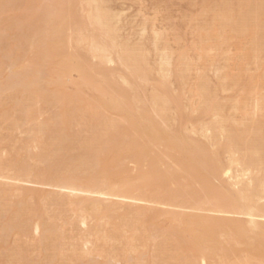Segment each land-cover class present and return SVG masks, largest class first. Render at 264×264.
<instances>
[{"label": "rangeland", "instance_id": "1", "mask_svg": "<svg viewBox=\"0 0 264 264\" xmlns=\"http://www.w3.org/2000/svg\"><path fill=\"white\" fill-rule=\"evenodd\" d=\"M4 1H5V3L3 4V6H2V3L0 1L1 6H2V9L0 11V15L2 12H4L3 15L0 16V19H1V21H0L1 26L0 27L3 28L2 26H4V25H7V26L10 25V26H8L9 28L6 26L8 28V30H7V28H6V30L3 29V31L0 29L2 31V32L0 31V34H2V38L0 37V41L2 43H4V38H5V40L7 39L5 42L6 43L5 45L11 43V46H12L13 41L15 42V40L17 39L16 35L17 34L19 35L20 34L19 32L21 30L19 29L20 30V31L18 30L19 32H17L16 30L14 31V28L11 27V23L13 22L14 19L12 20V22H10L11 20H9V19L17 17L20 20V23L22 26L21 29H23L25 26H23L24 20H22V19H24V18L27 19V17L30 15V13L42 12V11H44L45 8L53 7V5H56V7H57V4H59L58 6H61L62 4H64L63 5L64 7L62 6V8H63V10H64V8H66V10L61 11L62 16H63V20L61 21L62 25L60 24L61 26H60V28H58L59 30L57 31V35L60 34L58 36V37H60V47H59L60 49H58V51L60 53L57 51V49L52 50L55 53L54 54L52 52L54 54V56L56 57V55H57V57L55 58L57 62L55 61L53 56H51L52 61L51 60L50 61L49 60L41 61V60H36V59L33 60L35 58L34 52H29L30 49L29 50H26V49L22 50L21 49L22 50L21 54L25 50V52H27V54L25 52H24L25 54L24 53L23 54H24V56L25 55H27V56H25V58L23 59L24 56L23 57L21 56V54L19 53L20 51L17 52L15 50L17 52V54H20L21 57L18 56L17 57L18 59L16 58L17 60L13 61L12 65L11 64L9 65V62L8 63L6 62L8 59L6 60L5 57L9 58L10 57L9 55H12L13 57H15V56L13 55L14 53L8 55L5 52L11 46L2 45V48H4V49L1 48L2 51L0 50L1 51L0 52L1 53L0 54V65L3 66V67L0 66V76H1L0 82H3V83L6 82L7 83V81H4V80H7L6 77L10 79V76L12 74V73H10L11 69L12 70L18 69V71L20 72L21 70H19V69L24 70L26 68L25 70H27L29 68L27 70V72L29 74H33L32 72H35L34 76L39 78L38 80H36V83H35L37 85L36 86L34 85V87H35V88H33L34 93H37V92L41 93V91H42V94H39V93H37V94L42 96L43 93H45L43 97H46V100L48 98V100H47L48 102L43 100L44 104L46 103L45 105L43 104L42 99H41V102L38 101L39 103L37 102V104H36L35 102H33V100H31V97L28 96V95L32 96V94H33L32 92H30V90L27 91V89L25 90V88H22V87H16L15 88V86H14V89H12L13 87H10L9 85H7V87H10V88H6V86H4L3 83H2L3 85L0 83L1 84L0 85V87H1L0 88V92H1L0 93L1 94L0 95V104H1L0 105V113H1V115H0V164H1L0 165V171H1L0 172L1 173L0 174L1 175L0 176V232H3V233H0L2 236V237L0 236V264H101V263L102 264H107V263L108 264H128V262L130 264H137V263L149 264V262L151 263V260L153 259L152 257L154 255H157V254L160 255L159 252L160 253L163 252L162 255H163V257H165L166 255H168L167 253L170 254V252H171L170 249H172L176 245H177L176 246L177 248L179 247L178 246L179 244H177L176 242H175L176 243L175 246H174V244L170 243L173 246V247H171L169 244V242H170L169 239L176 237L177 233H179L182 236V233H183L182 229L184 227V230H185L186 226H184V225L187 224V219H186L187 216L207 214L209 217L212 216L210 218H213V219H214V217L216 218V216H219L218 214L213 213V212H208V211L207 212H200V211L198 212V211H193L189 208L170 207V206H167L164 204H158V205L153 204V203L150 204V202H148V203H145V202L135 203V202H133V205L130 204V206L128 207V205H125L126 203H123L127 200H125V201L122 200L120 202V200H118V199L115 200L114 198L102 197V196L99 197L98 195H96L97 197L94 195L89 197V195L87 196L85 194H78L76 192H75L76 194H73L74 192H72V194L70 196H68L70 194V192H68V191L66 192V190L63 191V190L58 188L59 186H62L63 183H68V182H74L75 183L76 181H79L80 183L76 182L75 184H77V186L80 185L81 187H83V186L85 187L89 181L91 182V180H93L95 182L99 181V182H97L98 184H100L101 182H104L105 180H108L109 182H112V181L117 182V180H119V178L122 177V174L117 175L118 174L117 168H120V167H118L119 164H121L120 166H124V168H125V170H124L125 175L124 174L123 175L126 178L128 177L127 180H129L128 182L131 185V188H132L131 191H133L136 188V186L134 188V185H133V183L135 181L133 182L132 179L135 180L136 176L139 177V180H140V178L144 179V176H142L141 174L143 173L145 175V177L149 174V172L151 170V168H149V167H152V164H155L154 162H156V161H152L154 159V157H156L155 160H157V162L159 163V166H161V168L167 167L171 171L173 169L172 172H176L175 176H177V178L175 179V177H173L170 180L172 183L170 181L169 182L171 184H169V182L167 183V185L168 184L169 185L166 186L165 189H167V187H168L169 190L163 189V190H165V193L162 190L163 191L162 193H164V194H163V197L162 196L161 197L163 199L165 198L166 202H165V199L163 200L159 195V194H161V192L159 193V190L161 188L157 189V191L159 193L158 194V193H156V191L153 188L150 187V191H152V189L154 190L151 193H155V196L153 194L152 195L155 198H156V196L159 195V197L162 199V202L164 201L165 203H167V199H168V203L170 200L174 199L172 196L175 194V190H176V193H178L179 191L186 192V190L190 191V189H189L190 187H191V192H189V194L190 195L192 194V198L194 200L195 199L197 200L198 195L200 196L203 190H206L208 188L212 189L216 183H217L216 187H214L215 190H216V188H217V190L219 188V191L220 190L222 191L221 193H225V195L224 194L223 195L227 199H229L230 201H233V200L235 201L234 197L236 196L237 192L242 191V189H244L243 187L247 188V186L250 185L252 182L253 183L250 186H251V188H255V186L257 184V180L261 181V182H259V184H260L259 192L260 191L262 192L261 195L264 198V183H263L264 182V167L259 165L258 162H255L256 158H257V160H260L258 158L262 157V153L260 154L261 156L259 155L260 152H258L256 155H254V153H252V152L248 154L249 151H246L242 147H239V148L241 150H243V152L238 151V150H240L239 148H238V150L236 149L233 152L234 147L231 146L232 143L230 141L228 142V140H230V139L225 138V136L226 137L229 136L227 134V132L230 134V129H229L230 128L229 126H231L230 124H233L234 126L240 128V130L242 132V130L244 131V129H242V128H244V126H246V129H247L248 128L247 126L249 125L250 129L249 128L248 129L251 131L252 122H254L255 124H257V123L263 124V122H259V121H262V119L264 121V118H263L264 117V103H263V101H264V99H263L264 98V95H263L264 94V55H263L264 49L261 48L262 45L259 44L260 45V47H259L255 44V39L253 38L254 36L251 37L252 35L248 34V32L246 33V36H244V33L241 34L242 35L241 36L240 35L241 32L239 33L238 28L236 29V31H238V32H235L234 29L232 30V27H229V25H228V24H230L231 21H227V24H226V20L228 19L227 16H225V18L224 17L222 18L219 14L221 12V9L223 10L224 8L228 9V10H231L234 8V10H231V12L233 11L234 13H236L237 7H240L239 5H241V7L246 6L244 4L245 3L248 4L247 1H249V0H246V2L244 4H243V2L245 0H243V2H242V0H240V3L238 0H233V1L232 0H103L102 4H103L104 8L108 12L110 11L109 13H111V14L113 13V16L115 15L114 20H116V22H114V23L115 24L117 23L116 25L114 24L115 28H116L115 29L116 35H117L116 36V42L117 43L116 42L115 43L118 45V47H116L117 50L113 51V53L111 52L112 50L111 51L108 50L105 53L106 58L109 59L108 60L109 64H105V66H104L105 70L107 72L111 73L110 71L107 70V69H109L107 65H109V67L111 68V71L113 72V73H111L113 76L110 75V77H111V78H109L110 80H108L106 82L107 85L108 84H110V85L106 86L105 82H104V85L106 87L103 86V84H102L103 82L101 80L97 81L98 84L102 88H104V90H105V92H103L104 90H102V92L105 94V96L108 94L107 97L112 96V98H115V96H117V95H120V96L122 95L125 98L126 103L128 102V104H131L130 102H132L135 109L132 108L131 110L136 112L138 110L137 108H139V110H141V108L143 109L142 103L146 102L149 99L148 97L151 96L152 93L156 92V94H162V93H166L165 91H169L168 92L169 96L174 101L172 102L171 99H169V102L171 101L172 103L170 102L168 104V105H170L169 106L170 108L168 107L169 108V110H167L168 115H167V118L164 120V121H167L169 119L168 122H165L167 125L164 124V121H161L159 119V117L156 113L154 114V111L152 110V107H151V104L149 101L147 103H144V107H145L144 111L141 110L142 112L141 111L139 112V110H138L136 112V114H135V112L132 111V112H129V114L131 116H133V114H134L132 119L134 121H136V123H135L136 128L135 127L134 128L139 129V130H137L138 133L141 132L140 131L141 125H140V121L138 122L136 115H137V113H139V114L145 113V115L150 117L149 119L151 121H153V124L157 125V123L159 122L158 124H159V126H162L161 128L163 130H169V132L164 131V133L166 132L167 134L168 133L172 134L173 136H175V138H177L176 140L179 143H180V140H182L183 148L182 147L180 148V146H182V144L181 143L178 144L176 141L178 150H170L171 152H174V155H171L170 154L171 152L169 151L170 155L169 156L167 155V157H166L164 154L163 155L161 154V153H163L162 150L163 149L165 150V147H163L165 145V141L163 139L162 141H160V143H161L160 146L158 145V143L155 144V142H153L154 145L153 144H151V146L148 145V148L144 149L145 151L140 150V152L142 151L145 154L148 152L147 156L144 153H142L140 155L139 152H137V155H139V156H137L135 154L136 151L133 152L134 150L132 152H130V154H128V153L125 154L124 152H122V153L117 154L116 158H114V159L113 158L112 159L111 158H107V159L105 158L106 160H101V161H103V163L99 162L101 165L99 166V163H98L97 165L99 168L94 167L95 170H93L94 168L91 169L92 167L90 168V170H88V168H87L88 165H87V167H85V165H86V163H89V162L91 163L94 160L95 156L93 154H95L98 151L97 149L102 147L101 146V142H102L101 140H104V137L102 135L103 129H102V127H100V125L102 123V121L100 122V120H102V119L101 118L98 119L97 117L95 118L98 121V123H99L98 124V123H96L97 121L95 123L93 121L90 122L89 119L86 118V116H85V118L84 117L82 118V116H77V119L79 117V119H81V120H77V119L75 120L74 116H73V118L70 116L72 120L70 118L67 119V117H69L68 113H70L72 109L73 110H72L71 114H73V113L75 114V112L77 114V112H78V110H77L78 108L77 109L75 108V107L79 106V105L76 106V104L78 103L77 93H75L76 91H78V92L82 91L81 95L84 92V94L86 96L82 95V98L84 96L88 99L90 98L89 100L87 99L90 102L91 101L95 102L97 99L100 98L98 95H101L102 92L98 93L97 89H95V88H94L95 90H92L93 86H96L97 84L96 85L94 84L92 86L89 84L90 82L97 83L96 82L97 78H100V77H98L99 74H97V73L92 74L93 77H90L91 79L88 81L89 85L85 86L87 83H84V82L83 83H75L71 80L72 78L70 79V78H67L65 76L64 77L60 76L61 78H59L60 73L58 72V69H57V65H58L57 59L60 58L61 56H64L62 51H64L65 55L69 54L70 57L72 58V60L75 57V60L72 61V64L74 65L76 62H79L78 59L81 60V56L82 55L84 56V54L86 53L85 51H87L86 49H88L87 43L89 44L88 41H89V38H91V34L94 37H95V35H97L95 32H93L94 31L93 28L89 26L90 29L86 28L85 32L82 33V37H83L82 40L83 41L78 42L76 40L78 38L77 37L78 33H77V25H76L77 22H76V20H77V17L81 16V13L82 14L85 13V15H86V13H87L85 11L86 9L85 10L83 9V11H82V8H81L82 12H80V14H79L80 4L77 0H75V1L72 0L71 2L69 0H66V1L65 0H60V1L56 0V1H59V2H56L54 0L55 3L53 0H36V2L34 3V1H35L34 0L32 2V4L34 3L33 7L36 8L35 11H34V9H31V8H33V7H31V5L28 7L24 1H23V3H22V1H20L19 2L20 5L18 4V2L14 3V0H11V1L8 0V1H10L11 5H9L10 3H8L7 0H4ZM235 1L238 2L239 4L234 3ZM255 1L254 0L253 1L251 0V2L249 1V4L247 5L248 8L247 7L246 8L249 10V8L251 6L252 8H250V11H248V10L246 11V9L244 11V9L238 8V10L240 9L241 11L244 12V14L245 13L247 14V17H246V14L245 15L242 14L241 16L243 17V15H244V17H246L249 20V22L246 21L249 24H251L250 19H252L251 15L253 13V9L255 6V5L252 6V4H254ZM6 2L8 3L7 6H11V8L13 10H11L10 7H8V9H7V6H4L6 4ZM263 2H264V0H263ZM229 3H230V5H229ZM256 3H257V1H256ZM17 4L19 6H17ZM67 5H69V6H67ZM73 5L74 6L76 5L75 8H73ZM222 5H224V6H222ZM233 6H235V7H233ZM4 7H6V8H4ZM70 7L73 8V10L70 11L71 15H72L73 11H75V10L77 11V13L73 12L75 14H73V16H71V17L69 14L70 13L69 10H71ZM53 8H55V7H53ZM242 8H245V7H242ZM24 9L26 10V13H27L28 9H30V10H28L29 13L26 14L27 16L24 14L26 17L23 18L24 15L22 16V14L25 13ZM225 9L223 10L224 15L228 12V14H229L228 16H231L230 14H232V16H233L234 13H231L230 11H227V10L225 11ZM7 10H8V12H7ZM36 10H38V11H36ZM66 13L69 16H66L67 15ZM224 15H222V16H224ZM5 16H6V18H5ZM82 16H84V15H82ZM220 17H221V19H220ZM237 17L238 16L236 13V17H235L236 21H237ZM242 17L241 18L239 17L240 19H238V21L236 22V25H240V23L239 24H237V23L239 22V20L242 19ZM5 20H7V21H5ZM4 21L7 22V24H5ZM219 21L220 22L223 21V22L220 23ZM66 22H68L69 24ZM73 24L75 26H73ZM220 25H221V27H220ZM70 27H72V28H70ZM236 27H238V26H236ZM73 28H75V29H73ZM11 29H13V31ZM91 29H92V31H90ZM86 31L88 33H86ZM14 32L16 35L14 34ZM21 32H23V30ZM84 34H86L85 35L86 37L84 36ZM84 38H87L88 41H86V39H84ZM103 39L106 42L107 39L106 38H103ZM252 39H254V41H252ZM225 40H226V42H225ZM250 40H251V42H250ZM71 41H73V42H71ZM221 41H223V42H221ZM252 42L255 46H257V47L254 46L255 50L253 49V46L251 44ZM65 43H66V45H65ZM122 43H123V45L124 44L125 45L121 46ZM220 43L222 45H220ZM78 44H80V45H78ZM130 44H131V46H130ZM75 45L76 46L78 45L79 47H76ZM68 46L70 48H68ZM127 46L130 49L131 48L133 49L134 47H135V49H137V48H138V50L140 49V51H142V53H144L143 55L146 56L145 59H146L147 63L144 65L145 68L143 67V71H146L145 69H148V70L151 69V70H149L150 71L149 74L147 72L144 74L143 80L140 81V83L138 84L137 87H138L139 91H137V89H131V84H130L131 82L127 83V84H130V86L127 85L125 82L124 87L122 86V89L118 87V85L121 87L120 83L121 84H122V82L124 83V81L121 80L122 78L125 79L126 76L129 77L128 69H126L125 67L122 66V64L119 62V56H117V54L120 55L118 52L119 51L122 52L124 47L126 50L129 49V48H127ZM121 47H122V50H121ZM260 48H261V51L263 49V51H262L263 53H261V51L260 52L258 51ZM5 49H7V50H5ZM12 49L14 50L15 48L11 47L9 49V51L13 52ZM113 50H115V49H113ZM248 51L249 52L251 51L253 54L251 52L249 53ZM16 52H15V55H16ZM28 52H29V54L32 53L34 57L31 56V54H30V56H31L30 57L31 59H30L28 56L29 55ZM56 52H57V54H56ZM67 52H69V53H67ZM260 53H261V55H260ZM5 54H6V56H5ZM53 54H51V55H53ZM59 54H62V55H60V57H59L58 56ZM162 54L165 56H163ZM115 57H116V59L118 58V60H116ZM20 58H22V59L20 60ZM164 58H165L164 61H166V62L159 61V60H163ZM13 59L14 58H12L11 60H13ZM28 59H30V61ZM11 60H10V63H11ZM24 60H26V63L24 62ZM168 60H170V61H168ZM31 61H32V63H31ZM36 61H40V62L37 63ZM91 61H92V63H93V61L95 62V60H91ZM179 61H181V62H179ZM1 62L2 63L6 62L7 65L5 66L6 63L2 64ZM23 62L25 64H23ZM41 62L43 65L40 64ZM73 62H75V63H73ZM160 62H161V64H160ZM168 62H169V65H167ZM46 63L47 64L51 63V64L50 65L49 64L44 65ZM163 63H165L164 66L162 65ZM177 63H178V65H177ZM54 65H55V67H54ZM119 65H121V66H119ZM9 66L11 68H9ZM12 66H13V68H12ZM39 66H41V68H39ZM174 66H176V67H174ZM158 67H160V68H158ZM37 68H39L40 70H38ZM122 68L123 69L125 68L127 71H125V69L123 70ZM165 68H166V70H164ZM8 69H10V70H8ZM154 69H156V70H154ZM159 69L164 70V72L162 70L159 71L161 73L163 72V74H162L163 76L161 75V73H159L157 76V71ZM187 69H189V70H187ZM124 71L126 73L125 74L126 76L123 75ZM37 72L40 74L39 77L37 76L38 75ZM114 72H116V73H114ZM127 72H128V74H127ZM172 72H174L175 74L174 73L172 74ZM7 73H10V75ZM56 73L58 75L57 78H55L57 75L54 77L56 80L52 79V81L51 80L49 81V79H51ZM74 73L76 74V76H75V74H71L72 76H74L73 78L78 77L76 71ZM178 73H180V74H178ZM42 74H43V76H42ZM95 74H96V77H95ZM146 74H147V78H145ZM49 75H51V76H49ZM179 75H181V78ZM48 76H49V79H48ZM164 76L168 77V79L164 80L166 78ZM114 77H115V79H114ZM128 77L125 79L126 81L130 80V78H128ZM162 77H164V78H162ZM62 78L69 80V82H67V80H64ZM200 78L206 79V81L208 83L205 81H204V83H207L206 85L208 86L207 87L208 89H209V86H210V89L212 91H213V89H215V91L218 89L217 90L218 93L215 92L216 94L211 92V95H212L211 99L214 98L213 94H215L217 96V97L215 96V99L217 101H219L221 103V106H223L225 108V109L223 108L224 111H223V109L220 110V112L221 111L223 112V113L222 112L221 113L223 114V116L225 118L221 116L222 114L220 115L221 117L216 115V114L214 115V113L219 114L218 110L220 107L216 110V112L211 113L212 115L209 114V111L207 112L206 110L202 109V107H203L202 105L204 103L200 104V102H203L205 100L199 101L203 98H201L199 95L194 94L195 90H198V91L200 90L201 86L199 87L198 85H201L203 83L202 82L199 84V82L201 81ZM162 79H163V81L161 82ZM57 80H59V81H57ZM114 80H117V81H114ZM49 82H51V84ZM61 82H63V83H61ZM57 83L61 84V86H63V88L65 87V91H63V92H64V95L66 96V98H65L66 102L64 100L61 101V99L63 98L62 96H64V95L62 94L63 92H60L59 89L56 88V86L58 85ZM68 83L70 86H68ZM70 83H72V84H70ZM116 83H118V85ZM161 83H162V85H164L165 83L168 84L167 88L169 87V89H167L165 85L162 87ZM49 86H51V87H49ZM71 86H73V87H71ZM83 86L86 87V90H85V87H83ZM155 86L156 87L161 86L163 89H161V87L158 89ZM248 86H249V88H248ZM81 87L84 88V90ZM101 87H99L100 91H101ZM141 87H142V89H141ZM197 87H199V89ZM129 88H130V90H129ZM8 89H11V90H8ZM22 89H24L25 91H22ZM127 89L129 92L127 91ZM157 90H159L160 92L162 90L163 92L160 93V92H157ZM151 91H153V92H151ZM24 92H26V93H24ZM113 92H115V93H113ZM118 92H119V94H118ZM127 92H128V95H127ZM92 93H93V95H92ZM135 93L139 94V96L136 95ZM168 93L166 94L167 97H168ZM195 93H196V91H195ZM247 93H249V95H246ZM14 94L16 95V97ZM58 94H59V96H60V94H62V96H61L62 98L61 97H60V99L57 98V97H59V96L56 97V95H58ZM171 94L173 95V97ZM6 96L9 98H7ZM27 96L30 98L29 99L26 98ZM48 96H50V98ZM92 96H94V97H92ZM136 96L139 97V99H137L138 101L134 100V98H136ZM174 96H175V98H174ZM10 97H12V98H10ZM13 97H14V99H13ZM55 97L57 99H55ZM85 97H84V99L86 100ZM96 97H98V98L96 99ZM142 97H143V99H147V100L143 101ZM177 97H178V99H177ZM71 98H73V99H71ZM58 99L61 101V103H62L61 105H60V103L59 104L56 103V100L58 102ZM141 99L143 102H141ZM261 99H262V101H261L262 103L259 102ZM9 100L10 101L12 100V101L7 102ZM216 100L213 99V101L215 103L219 104ZM74 101H76L77 103H75ZM135 101H136V103H134ZM177 101H179L180 103ZM26 102H27V104H26ZM30 102H32V103H30ZM175 102H177V103H175ZM29 103L31 104V106L29 105ZM257 103H258V105H256ZM18 104H19V106H18ZM33 104H35V106ZM39 104H40V106H39ZM56 104L63 106L64 112L67 113V111H68V113L66 114L67 116L65 115L66 119H65V117L62 116L63 114L60 113V106L58 107ZM63 104H65V106L67 108L68 107H70V108H68V110L65 109ZM259 104H260V106L261 105L263 106V108H261L262 111H260V109H259L260 108ZM52 105H53V107H51ZM172 105H174V106H172ZM22 106H23V108H22ZM55 106H57V107H55ZM178 106H180V107H178ZM198 106H200V107H198ZM257 106H259V108ZM15 107H16V109H15ZM25 107H29V108H25ZM49 107H51V108H49ZM255 108H257L259 110L255 109ZM26 109H28V110H26ZM194 109H196V110H194ZM29 110H32L31 111L32 114H30V112H27ZM146 110H148L149 114H146V112H147ZM204 111H206L205 113H208V114H205ZM2 112H4V113H2ZM113 112L114 111L108 112L107 118L110 119V117H111V121L115 122V123H118L120 121L119 119H121V121L117 125L124 124V122L126 121L125 115L124 114L120 115V114H116ZM151 112H153V113H151ZM24 113L26 115H27V113H29L30 115H27L28 116L27 117L26 115H24ZM58 114L59 115L61 114L60 117H62L61 119L65 120V123L63 120H62L63 123H62V121H60L61 119H59L60 117H58L59 116ZM253 115H254V117H253ZM24 116H26L27 118ZM29 116H30V118H29ZM50 116L52 117L51 119H49ZM99 116L101 117L102 114ZM117 116H119V118ZM3 117H4V119H2ZM11 117H13V118H11ZM120 117H122V118L124 117L123 119L125 121ZM151 117L152 118L155 117V118L152 120ZM214 117L218 118V120L214 119ZM102 118H104V116H102ZM107 118H104V119L108 120ZM221 118H222V120H221ZM226 118L229 119L228 122L230 124H227V126L223 125L224 128H221V127H223V126H220L221 123L222 124L225 123V125H226V122H225V121H227ZM58 119H59V121H58ZM85 119L87 120V122ZM104 119H103V121H104ZM258 119H259V121H257ZM66 120H68V121H66ZM113 120H115V121H113ZM117 120H119V121L117 122ZM22 121H24V122H22ZM122 121H124V122H122ZM154 121H155V123H154ZM221 121H223V122H221ZM210 122H213L216 125L219 124V125H217V129H216V127H213L215 125H212L213 123H210ZM39 123H41V124L45 123V124L40 125ZM92 123L96 124L97 127H96V125H92ZM255 124H253V125H255ZM24 125H27L28 127L24 126ZM34 125H36V126H34ZM233 125H232V127H233ZM15 126H17L18 128ZM40 126H41V128H40ZM91 126H92V129H90ZM121 126H124V125H121ZM218 126H220V127H218ZM12 127H15V128H12ZM69 127H71L72 129ZM93 127H95L96 130H94ZM253 127L255 128V126H253ZM20 128L23 131L19 130ZM25 128H26V131H24ZM184 129L187 131V133L185 132ZM237 129L233 128L232 130H233V132H240ZM35 130H36V132H35ZM56 130H57V132H56ZM60 130H63L64 133L67 131L65 133L66 134V138H65L66 142L64 145L65 146L64 147L65 148V154L64 153H63V155L61 154L62 156L60 155V153H58L56 155V151H55V149H56L55 145L57 144L56 138L59 135ZM68 130H70V131H68ZM123 130H124V128H123ZM172 130L176 133L171 132ZM249 130H247V132ZM28 131H30V132H28ZM91 131H93V133ZM207 131H209V132H207ZM37 132L38 133L40 132V133L38 134ZM77 132H78V134H77ZM119 132H121V131L118 130V133H116L114 135V138H115L114 141H111L113 138L110 140L111 142L108 140L109 138L108 139L105 138L107 144L109 143L108 146H110V147H112V146L117 147L118 146L117 148H121L123 146H126V141H128L131 134L130 135L126 134V136H125L123 133L125 131H122L121 136H120ZM181 132L183 134H181ZM254 132L255 131H253L252 134H251V132L248 134V137L250 138L251 141H252V139H255V133ZM263 132L264 131H262V134H263ZM41 133H42V137H41ZM99 133H101V134H99ZM138 133L136 134V136L138 135ZM28 134L30 136H28ZM91 134H95V136H96V137L94 136V138H95L94 144L93 143L89 144V143L85 142V140L88 139V137H90V138L92 137ZM117 134H119L118 135L119 137L117 136ZM33 135H35L36 137L39 136V137H37L38 139L35 138ZM101 135H102L103 139L101 138V140H99ZM122 135H124V138H121ZM140 135H141V133H140ZM55 136H56V138H55ZM230 136H231V134H230ZM33 137H34V139H33ZM125 137H126V141H125ZM203 137H205V138H203ZM185 138H187V139H185ZM130 139H132V138L130 137ZM188 139H189V141H187ZM21 140L23 141V143L21 142ZM34 140H36V142ZM117 140H119V141L123 140L122 142H124V141L125 142L123 143L122 146H119V144L115 145L113 142H117ZM225 140H227L228 143ZM162 142H164V143H162ZM184 142H187V143H185L186 145L184 144ZM188 142H190V143H188ZM263 142H264V140H263ZM54 143H55V145H54ZM78 143H79V145H78ZM86 143H87V145H86ZM223 143L227 144V145L224 146ZM27 144H28V147H27ZM202 144H204V145H202ZM24 145L26 147H23ZM94 145H95V147H97V149H95ZM216 145H218L220 147H218V146L216 147ZM228 145L230 147H232L231 148V150L233 149L232 152H230L231 150L229 151L230 147ZM196 146H199L200 148L203 147L202 148L203 151H202V149H198V150L202 151L201 154L203 153L204 154L203 156L198 155V150H197ZM83 147L90 148V149L93 148L92 149L93 154H92V151L88 152V151H90V149H88V151L87 150L85 151V149ZM149 147L150 148L152 147V148L150 149ZM24 148H26V150ZM51 148H53V150ZM78 148L81 149V151ZM159 148H163V149L159 150ZM227 148H228V151H227ZM147 149H148V151H147ZM191 149H196L197 151L194 150V151H196V152H194V151H191ZM95 150H96V152H95ZM153 150H155V151L153 152ZM149 151H151V152H149ZM185 151H187V153ZM190 151H191V154H193V155L197 154L199 156V158H197L198 156L196 158H193L194 159L193 161H195L193 164L196 163L194 165V168H196V169L192 170V171H191V169L189 170V168H187V167H186L187 168L186 169L185 166L184 167L180 166L182 164V163L180 164V162H182L185 159V157L190 154ZM216 151H218L217 156H216ZM80 152H83V153H80ZM90 153H91V155H90ZM149 153H151V154H153V156L154 155L155 156L153 157V159L150 158V160L148 161L145 159L149 158V155H151ZM199 153H200V151H199ZM208 153H210V155ZM143 154H144L145 158L142 157ZM250 154H253L254 157L250 156ZM37 155L39 158L37 157ZM131 155H133V156L136 155V156H134L135 157L134 158ZM239 155L242 157H240ZM243 155H244V157H245V155H247L249 158L253 157L252 161L254 163H252L251 167H248V166L246 167V165H243L244 164L243 163L244 161L242 159V158H244ZM45 156H46V158H45ZM122 156H123V158H122ZM126 156L128 157L127 159L125 158ZM79 157L80 158L83 157V158H81L82 160ZM151 157H152V155H151ZM50 158H52V159H50ZM77 158H79V159H77ZM86 158H88V159H86ZM157 158L160 160H158ZM200 158H202V159L199 162ZM217 158H219V159H217ZM83 159H85L87 161H85ZM90 159L91 160L93 159V160L91 161ZM215 159L219 160V161L217 162ZM232 159L233 160L237 159V160L233 161ZM112 160L113 161H119L118 165H117V162H113ZM214 160H215L217 165L219 164V165H222L223 168L229 167L231 169V174L232 173L233 174L231 175L232 177L230 178V180H227V179H225V177H222V176L221 177L216 176V179H215V177L214 178L209 177V176H212L213 174H210L212 172V170H211V168H208V167L209 166L212 167L215 165ZM231 160L233 161V163ZM21 161H23V162H21ZM41 161H42V163H41ZM112 162H113V164L115 163L116 165L115 164L111 165ZM149 162L150 163L153 162V163L151 165H149L150 164ZM160 162L161 163L163 162V164H161ZM230 162H231L232 166L230 165ZM58 163H60V164H58ZM72 163L75 164V166ZM234 163H236V165ZM27 164H29V165H27ZM55 164L56 165L58 164V167H60V166L62 167L59 172H55L56 170H54V169L57 168ZM206 164H207V167H206ZM238 164H240V165H238ZM253 164H256V165L253 166ZM15 165L17 166V168ZM37 165H39V166L37 167ZM69 165L71 166V168L74 166L72 168L73 170L70 168ZM83 165L86 169L83 168ZM92 165L97 166L95 163V160H94V162H92L91 166ZM67 166L69 169L67 168V171H65ZM197 166H199V167L197 168ZM260 166L262 167V170H261ZM76 167H77V169H76ZM22 168H24V169H22ZM28 168H29V170H28ZM161 168H157L156 172H160ZM106 169H108L107 173L110 170V172H109L110 174L108 173L109 177L107 176L106 179L104 180L103 178H100V177H102L101 175H103L102 173H104ZM247 169H249V170H247ZM23 170L28 171L27 172L28 175H26V173H25L26 176H24V173L21 172ZM53 170H54V172H52ZM101 170H103L104 172L102 171V173H101ZM142 170H143V172H142ZM232 170L234 172H232ZM81 171H85V172H81ZM111 171H113V172H111ZM19 172H21L23 174H21ZM31 172H33L34 174L33 173L30 174ZM68 172H69V174H68ZM73 172H75V173H73ZM88 172L90 175L88 174ZM189 172H194V173H189ZM53 173H58V175L57 174L53 175ZM107 173H105V175ZM111 173H113V174L116 173V175H113V174L111 175ZM178 174H179V176H178ZM257 174L259 176H257ZM40 175L41 176L43 175L42 179L40 178L41 177ZM55 175H57L58 177ZM202 176H203V178H202ZM47 177L48 178L51 177V178L48 180ZM96 177L97 178L99 177V179H97ZM137 177H136V179H137ZM204 177H206V179ZM234 177H236V181H235ZM240 177H241V179H240ZM21 178L22 179L24 178V179L21 180ZM26 178H27V180H26ZM73 178H75V179H73ZM257 178H259V179H257ZM231 179H232V181H231ZM220 180L223 182H220ZM250 180H252V182ZM37 181H39V182H37ZM234 181H235V183H234ZM183 182H185V184ZM238 182H239V184H236ZM248 182H250V183L248 184ZM187 183L189 184L188 185L189 187L186 185ZM246 183H247V185H246ZM140 184L141 185L143 184V180H142V183H140ZM233 184H235V185H233ZM178 185H180L181 187ZM217 185L219 187H217ZM185 186H187L186 189L183 188ZM220 187H221V189H220ZM228 187L231 189H229ZM138 188H141V186H138ZM178 188H180V190ZM232 188H233V190H232ZM141 190H144V189L141 188ZM223 190H224V192H223ZM135 191H136V189H135ZM150 191H149V193H150ZM184 192L182 194H188V193H184ZM66 193H69V194L67 195ZM171 193H173V194H171ZM65 194L67 196H65ZM178 194H181V192H179ZM178 194H175V195H178ZM73 195H75V197ZM146 195L148 197V192H146ZM169 195L171 196L170 198H172L170 200H169ZM175 195H174V197H175ZM76 196H78V197H76ZM149 196H150V194H149ZM47 197H49V198H47ZM50 197H52V198H50ZM63 197H66V198H63ZM67 197L69 198V200ZM83 197H85L84 200H83ZM53 198H54V201H53ZM55 199H57V200H55ZM64 199H67V200H64ZM97 199L98 200L100 199L101 203H99L100 201H98ZM146 199L149 200L150 198H146ZM116 201L118 202V204ZM159 201H161V200H159ZM131 202L127 201V204H129ZM18 203H19V205L21 204L20 207H19ZM22 203L24 205L26 204L25 205L26 207L24 205H22ZM92 204H94V205H92ZM257 204H258V206H261V207L264 206L263 205L264 199L259 200ZM110 205L112 207H110ZM119 205L121 207L118 208L117 206H119ZM21 206L23 209L21 208ZM90 206L92 207V209L89 208ZM133 206H136V208ZM14 207H15V210H14ZM18 207H19V209H17ZM113 207H116V209H113ZM97 208H98V210H96ZM131 208H133V209H131ZM99 209H101V210H99ZM91 210H92V212H91ZM134 210H138V211L140 210L139 211L140 216H138L139 217L138 219H139V221H141V224L137 223L138 222L136 220L137 216L132 217L133 214H131V212ZM146 210H148V211H146ZM22 211L24 214L22 213ZM103 211H105L106 213ZM141 211H144V212H141ZM12 212L15 213V215ZM20 212H21V214H19ZM109 212L110 213L112 212V213L110 214ZM140 212L142 213V215L148 214V215H146L147 217L145 216V218H143L144 215H143V217H141L142 215ZM166 212H169V213H166ZM91 213H93V214L91 215ZM157 213L159 214V216ZM150 214L154 217H152ZM93 215H95V216H93ZM106 215H108V216H106ZM149 215L151 216V218H154V219H150ZM156 215L158 218L156 217ZM11 216L15 217L16 221H19V222L15 221V225L17 223H20L14 227L15 228L14 230H12V226L8 225V222L12 218ZM225 216H226V218L227 217L229 219L233 218V219H236L237 221H239L237 223L239 225H238L237 231L235 233L236 237H234L231 241L230 240H223V241H226V243L224 245H226L227 247L229 244H231L230 246L233 245V247H231V248H234L235 251L234 250L233 251L235 253L231 254V256L233 258L230 256L232 259L229 258L230 259L229 261L233 264V262L236 260L234 264H237V263H239L240 260H242V257H244V255H245L244 253L241 252L242 247L247 244V241H250L249 239H251L252 235H251V237H249L250 232H248V235L245 236V233L243 232V229L241 228L242 226L243 227L245 226V223H244V221H246L245 217H243V216H232V215H225ZM94 217L96 220L94 219ZM181 217H182V219H181ZM147 218H148V220H146ZM119 219L125 223L129 222L128 225H130V223H133L135 221L136 222V223H134L135 226L137 224V227L134 226L135 229L140 228L139 232L137 230L136 231L138 233H141V232H143V233L138 234L136 231L133 232V234L129 233L130 230L129 231L126 230L127 228L125 226H123L124 223L119 222L120 221ZM129 219H131V220H129ZM107 220H109V221H107ZM181 220H183L182 221L183 224H182ZM6 221H8V222H6ZM25 221H26V223H25ZM142 222H143V224H142ZM119 223H120V225H119ZM138 224H140L142 226H140ZM180 224H182V225H180ZM114 225L115 226L117 225V226L115 227ZM121 225L123 227H120ZM143 225L147 229L144 228ZM138 226H140V227H138ZM174 226H176V227L174 228ZM6 227H8V228H6ZM21 227H23V229ZM10 228L12 231L10 230ZM141 228H144L143 231ZM166 228H167V230H166ZM239 228L241 229L240 231H239ZM122 229L124 231L126 230V232L124 233V231H122ZM172 229L173 230L175 229V231L177 233L175 232L176 234L175 233L173 234L171 231ZM177 229H178V231H177ZM1 230H3V231H1ZM94 230H96V231H94ZM7 231L10 233H8ZM144 231H146V232H144ZM152 231H153V233H152ZM180 231H181V233H180ZM117 233H118V235H117ZM122 233H124V234H122ZM135 233L137 234V236L135 235ZM154 233L155 234L158 233V234L155 235ZM110 234H111V237H110ZM120 234H122V236H120ZM164 234H166L167 236ZM132 235H134V236H132ZM140 235L145 236L146 238L148 237L149 240L147 242V245L144 244V243H146V241L145 242L143 241L144 243H142V240L139 238ZM159 235L162 237H160ZM172 235H175V236L172 237ZM239 235H243V236H240V238H237V237H239ZM128 236H130V237H128ZM168 236H170V238ZM106 237H109V238H106ZM137 237H138L139 241L136 240ZM157 237H158V239L162 238L161 241H159L160 239L158 240ZM244 237H245V240H244ZM44 238H46V239H44ZM164 238L168 239V242ZM53 239H54V241H53ZM179 239L181 240V242L183 241L182 240L183 238L181 239L180 236H178V240ZM223 239H225V238H223ZM234 239H236L237 242ZM131 240H132V242H131ZM219 241H220V237H219ZM244 241L246 242V244L244 243ZM128 242H129V246H128V248H126L127 247L126 244ZM160 242L162 244L161 248L163 247V244L168 243L167 245H169V246H167L166 248L169 247V249H165L166 250L165 251L164 248H162L163 249V250L161 249L162 252L159 249H158L159 252L155 251V249L157 248L156 245L159 246ZM153 243L156 245L155 246L152 245ZM235 243L237 244V246ZM240 243H242V245L243 244L244 245L241 246ZM120 244H122V245L120 246ZM221 244H222V241H221ZM47 245H49V246H47ZM145 245H146V247H144ZM224 245H221V246H224ZM18 247H19V249H18ZM124 247L126 248V250ZM129 247H130V249H129ZM131 248H132V250H131ZM137 248L139 249V251ZM158 248H160V247H158ZM175 248H173V249H175ZM240 248H241V250H240ZM263 248H264V245H263ZM16 250H18V252H16ZM55 250H56V256H55V252H54ZM169 250H170V252H168ZM236 250L239 251L238 254L236 253V252H238ZM58 251H59V254H58ZM116 251H117V254H116ZM164 251L166 252L165 255H164V253H165ZM174 251L172 250V252L177 253L176 249ZM13 252H15V253H13ZM123 252L127 253V254L123 255ZM140 252H142V253H140ZM155 252H157V253H155ZM257 252L258 253H255L257 257H255L253 259V263L254 264H264V249H262L260 251L257 250ZM130 253L132 255H130ZM174 253L172 255L175 256ZM57 254L60 256H58ZM260 254H261V256H260ZM42 255L43 256L45 255V256L43 257ZM168 256H166V257H168ZM258 256H260V257H258ZM150 258H151V260H150ZM138 259H139V261L140 260L141 261L139 262ZM255 259H257V260H255ZM143 261H145V262L143 263ZM146 262H148V263H146ZM206 262H207V264H215V263H213V262H215V259L214 260L209 259Z\"/></svg>", "mask_w": 264, "mask_h": 264}, {"label": "bare ground", "instance_id": "2", "mask_svg": "<svg viewBox=\"0 0 264 264\" xmlns=\"http://www.w3.org/2000/svg\"><path fill=\"white\" fill-rule=\"evenodd\" d=\"M1 1V3H2V6H3V4L5 3V1L3 0H0ZM8 1V0H7ZM11 1V0H10ZM10 1H8V3H10ZM20 1H22V3H23V1L25 2V4L29 7L30 5H31V7H33V5H34V3L36 2V0L34 1V0H14V3L16 2H18V4H19V2ZM34 1V3L32 4V2ZM54 1V0H53ZM56 1V0H55ZM55 1H54V3H55ZM60 1V0H59ZM59 1H56V2H59ZM66 1V0H65ZM70 2L72 1V0H69ZM75 1V0H74ZM78 2H79V4H80V11H79V14H80V12H82L83 11V9L87 12L86 13V15H85V13H81V16H79V17H77V20H76V25H77V33H78V35H77V41L78 42H81V41H83L82 39H83V37H82V33H84L85 32V29L86 28H89V26L90 27H92L93 28V32H95L97 35H95V37L94 36H92V34H91V38H89V41L87 40V38H84V39H86V41H88L89 42V44L87 43V47H88V49H86L87 51H85L86 53L84 54V56L82 57L81 56V60L80 59H78V61L79 62H73V63H75L74 65L72 64V61L73 60H75V57L73 58V60H72V58L70 57V55L69 54H67V55H65V53H64V51H62L63 52V54H64V56H61L60 57V55H62V54H59L58 56L60 57V58H58L57 60H58V65H57V69H58V72L60 73V75H59V78H61L60 76H65V77H67V78H72L71 80L73 81V82H75V83H87L85 86H87V85H96V86H93V88H92V90H95V89H97V92L99 93V92H102V90H104V88H102L99 84H98V82L97 81H99V80H101L100 82L103 84V86L104 87H106V86H108V85H110V84H106V82L108 81V80H110L109 78H111L110 77V75L111 76H113L111 73H113L112 71H111V68L109 67V65H107L108 66V68L109 69H107L108 71H110L111 73H109V72H107L106 70H105V64H109L108 62V60L109 59H107L106 58V52L108 51V50H112L111 52L113 53V51H116L117 50V48L116 47H118V45L116 44L117 42H116V28H115V25L117 24H115L114 22H116V20H114L115 19V15L113 16V13L111 14V13H109L105 8H104V6H103V0H77ZM233 1V0H232ZM239 1V3H240V0H238ZM250 2H251V0H249ZM249 1H247L248 2V4H249ZM253 1V0H252ZM255 1V0H254ZM256 1H257V3H256ZM255 2H254V4H252V6L253 5H255L254 6V9H253V13H252V19H250L251 21H250V23L251 24H249L248 22H249V20L246 18L247 17V14H246V17H244V12L243 11H241L240 9H244V11H245V9H246V11L248 10L247 8H248V4L247 3H245L246 2V0L243 2V0H242V2H243V4L244 5H246V6H242V7H245V8H242L241 7V5H239L240 7H237V21H238V19H240L242 16V14H244L243 15V17H242V19L241 20H239V22L237 23V24H239L240 23V25H236V13H234L233 11L231 12V10H234V8L233 9H231V10H228V9H225V11L227 10V11H230L231 13H234L233 14V16H232V14H230L231 16H228L229 14H228V12L224 15L223 13V10L221 9V12L219 13L220 14V16L223 18H225V16H227V20H226V24H227V21H231L230 22V24H228L229 25V27H232V30L234 29L235 30V32H238V31H236V29L238 28V30H239V33H240V35L241 34H243L244 33V36H246V33L248 32V34H251L252 36L251 37H253L254 39H255V44L257 45V46H259L260 47V45H262V47L261 48H263L264 49V2H263V0H256ZM52 2V1H51ZM77 2V3H78ZM223 2V1H222ZM1 3H0V11H1V9H2V6H1ZM7 2H6V4L4 5V6H7V4H8ZM50 3V2H49ZM48 3V4H49ZM65 3V2H64ZM67 3V2H66ZM76 3V4H77ZM226 3V2H225ZM234 3H237V4H239L238 2H234ZM17 4V6H19ZM53 4V3H52ZM220 4V3H219ZM9 5H11V3L9 4ZM16 5V4H15ZM45 5V4H44ZM59 4H57V7H56V5H53V7H55V8H53V7H48V8H45L44 9V11H42V12H34V13H30V15L27 17V19L26 18H24V17H26L27 15V13H29V11L28 10H30V9H28L27 10V13H26V10H25V13H23L22 14V16H23V18L24 19H22V20H24L23 21V26H25L23 29H21L22 28V26H21V23H20V20L16 17V18H12V19H9V20H11L10 22H12V20H13V22L11 23V27L12 28H14V31L16 30L17 32H19L20 30L22 31L23 30V32H19L20 34L18 35H16L15 34V32H14V34L16 35V37H17V39L15 40V42L13 41V43H12V46H11V43L10 44H7L8 46H11V47H14L15 49L13 50V52H11V51H9V49L11 48V47H9V49L7 50V49H5V50H7L5 53L6 54H13L15 57H13L12 55H7L9 58H7V57H5L6 56V54H5V58H6V62L8 63L9 62V65L11 64H13V61H15V60H17L18 58V56L19 57H23L24 56V54L26 53L27 54V52H25V50H24V54L22 53L21 54V52H22V50L23 49H26V50H29L30 49V51L29 52H34V56H35V58L33 59V60H41V61H43V60H51V56H53V58L55 59L56 57H57V55H56V57L54 56V52L52 51V50H55V49H57V51H58V49H60L59 47H60V37H58L59 35H57V31L59 30L58 28H60V26L62 25L61 24V21L63 20V16H62V12L61 11H65L66 10V8H64V10H63V8H62V6L64 5V4H60L61 6H58ZM78 5V4H77ZM227 5V4H226ZM229 5H230V3H229ZM233 5V4H232ZM67 6H69V5H67ZM72 6V5H71ZM76 6V5H75ZM75 6L73 5V8H75ZM222 6H224V5H222ZM221 6V7H222ZM237 6V5H236ZM8 7H10V9L11 10H13L12 8H11V6H7V9H8ZM30 7V8H31ZM64 7V6H63ZM66 7V6H65ZM226 7V6H225ZM231 7V6H230ZM233 7H235V6H233ZM247 7V8H246ZM4 8H6V7H4ZM26 8V7H25ZM42 8V7H41ZM71 8V7H70ZM73 8H71V10H69V12L70 11H72L73 10ZM81 8H82V11H81ZM238 8H240L239 10H238ZM250 8H252L251 6H250ZM250 8H249V10L248 11H250ZM9 9V10H10ZM19 9V8H18ZM31 9H34V11H35V9L36 8H31ZM38 9V8H37ZM69 9V8H68ZM67 9V10H68ZM77 9V8H76ZM6 10V9H5ZM36 11H38V10H36ZM7 12H8V10H7ZM68 12V11H67ZM68 12V13H69ZM73 12H76L77 13V11L75 10V11H73ZM72 12V15H71V12L69 13L70 14V17L71 16H73V14H75V13H73ZM229 12V13H230ZM3 13L4 12H2L1 13V15H3ZM18 13V12H17ZM16 13V14H17ZM15 14V13H14ZM13 14V15H14ZM20 14V13H19ZM67 14V13H66ZM249 14V13H248ZM0 15V16H1ZM18 15V14H17ZM21 15V14H20ZM82 15H84V16H82ZM222 15H224V16H222ZM65 16V15H64ZM66 16H69L68 14L66 15ZM65 16V17H66ZM76 17V16H75ZM74 17V18H75ZM221 17H220V19H221ZM240 17V18H239ZM249 17V16H248ZM5 18H6V16H5ZM73 18V17H72ZM219 18V17H218ZM246 20H245V19ZM224 20V19H223ZM245 20V21H244ZM0 21H1V19H0ZM5 21H7V20H5ZM4 21V23L5 24H7V22H5ZM246 21H248V22H246ZM73 22V21H72ZM220 22V21H219ZM218 22V23H219ZM221 22H223V21H221ZM220 22V23H221ZM3 23V24H4ZM66 23H68V22H66ZM229 23V22H228ZM10 24V23H9ZM61 24V25H60ZM69 24V23H68ZM115 24V25H114ZM232 24V25H231ZM217 25V24H216ZM1 26V25H0ZM5 26V27H4ZM4 26H2L3 28H1L0 27V29L3 31V29H5L6 30V28L8 27V26H10V25H4ZM7 26V27H6ZM73 26H75L74 24H73ZM224 26V25H223ZM227 26V25H226ZM236 26H238V27H236ZM64 27V26H63ZM220 27H221V25H220ZM9 28V27H8ZM8 28H7V30H8ZM66 28V27H65ZM70 28H72V27H70ZM228 28V27H227ZM226 28V29H227ZM20 29V30H19ZM73 29H75V28H73ZM90 29V28H89ZM0 30V31H1ZM12 31H13V29H11ZM19 30V31H18ZM1 31V32H2ZM90 31H92V29L90 30ZM231 31V30H230ZM72 32V31H71ZM251 32V33H250ZM6 33V32H5ZM86 33H88L87 31H86ZM76 34V33H75ZM12 35V34H11ZM86 34H84V36H85ZM242 36V35H241ZM243 36V37H244ZM0 37L2 38V34H0ZM15 37V38H16ZM86 37V36H85ZM88 37V36H87ZM90 37V36H89ZM234 37V36H233ZM14 38V39H15ZM103 38H106L107 40H106V42L104 41V39ZM240 38V37H239ZM9 39V38H8ZM71 39V38H70ZM254 39H252V41H254ZM7 40V39H6ZM6 40H5V38H4V43H2L1 41V45H0V50H1V48H2V45H4V46H7V45H5L6 43ZM10 40V39H9ZM121 40V39H120ZM227 40V39H226ZM226 40H225V42H226ZM75 41V40H74ZM224 41V40H223ZM223 41H221V42H223ZM8 42V41H7ZM12 42V41H11ZM71 42H73V41H71ZM116 42V43H115ZM119 42V41H118ZM250 42H251V40H250ZM69 43V42H68ZM85 43V42H84ZM124 43V42H123ZM123 43L121 44V46L123 45ZM62 44V43H61ZM74 44V43H73ZM72 44V45H73ZM116 44V45H115ZM132 44V43H131ZM131 44H130V46H131ZM252 44V46H253V49L255 50V47H257V46H255L254 44H253V42L251 43ZM260 44V45H259ZM65 45H66V43H65ZM78 45H80V44H78ZM76 46V47H79V46ZM120 45V44H119ZM125 45V44H124ZM123 45V46H124ZM220 45H222L221 43H220ZM129 46V45H128ZM127 46V48H129ZM133 46V45H132ZM219 46V45H218ZM251 46V47H252ZM255 46V47H254ZM6 48V47H5ZM62 48V47H61ZM68 48H70L69 46H68ZM86 48V47H85ZM137 48V47H136ZM261 48L258 50L259 52L261 51ZM2 49H4V48H2ZM22 49V50H21ZM64 49V48H63ZM66 49V48H65ZM113 49H115V50H113ZM124 49H125V47H124ZM123 49V51L121 52V51H119L118 53L120 54V55H118L117 54V56H119V62L122 64V66L123 67H125L126 69H128V71H129V77L128 76H126L125 74V71H127L125 68V71H124V73H123V75L124 76H126V78L128 77V78H130V80H128V81H126L124 78H122L121 80L122 81H124V83L122 82V84L120 83V85H121V87L118 85V83H116L117 85H118V87L119 88H121L122 89V86L124 87V84H125V82H126V84L127 83H130L131 84V89H137V91H139L138 90V84L140 83V81H142L143 80V78H144V74L147 72L148 74H149V70H151V69H145L146 71H143V67H144V65L147 63L146 62V56L145 55H143L144 53H142V51H140V49L138 50V48L137 49H135V47L132 49H125L124 50ZM143 49V48H142ZM145 49V48H144ZM252 49V48H251ZM263 49H262V51H263ZM19 52L20 54H21V56H20V54H17V52ZM121 50H122V47H121ZM2 51V50H1ZM0 51V52H1ZM157 51V50H156ZM163 51V50H162ZM252 51V50H251ZM250 51V52H251ZM261 51V53H263ZM15 52H16V55H15ZM29 52H28V54H29ZM54 54H53V53ZM59 52V51H58ZM144 52V51H143ZM249 52V51H248ZM249 52V53H250ZM254 52V51H253ZM60 53V52H59ZM67 53H69V52H67ZM146 53V52H145ZM166 53V52H165ZM164 53V54H165ZM252 53V52H251ZM261 53H260V55H261ZM1 54V53H0ZM31 54V56H33V54L32 53H30ZM30 54L28 55L29 56V58L31 57L30 56ZM51 54H53V55H51ZM56 54H57V52H56ZM115 54V53H114ZM253 54V53H252ZM116 55V54H115ZM163 55V54H162ZM258 55V54H257ZM264 55V54H263ZM262 55V56H263ZM25 56H27V55H25ZM25 56L23 57V59L25 58ZM33 56V57H34ZM163 56H165V55H163ZM250 56V55H249ZM14 58L13 60H11L12 58ZM32 57V58H33ZM77 57V56H76ZM17 58V59H16ZM28 58V57H27ZM26 58V59H27ZM160 58V57H159ZM162 58V57H161ZM259 58V57H258ZM22 58H20V60H21ZM31 59V58H30ZM30 59H28L29 61H30ZM53 59V60H54ZM115 59H116V57H115ZM10 60H11V63H10ZM27 60V61H28ZM91 60H95V62L93 61V63H92V61ZM114 60V59H113ZM116 60H118V58L116 59ZM165 60V58L163 59V60H159V61H164ZM260 60V59H259ZM52 61V60H51ZM55 61H56V59H55ZM168 61H170V60H168ZM262 61V60H261ZM6 62H1L2 64H4V63H6ZM24 62L26 63V60H24ZM23 62V64H25ZM37 63L38 62H40V61H36ZM48 62V61H47ZM57 62V61H56ZM55 62V63H56ZM149 62V61H148ZM164 62H166V61H164ZM179 62H181V61H179ZM260 62V61H259ZM7 63L5 64V66L7 65ZM15 63V62H14ZM22 63V62H21ZM28 63V62H27ZM31 63H32V61H31ZM30 63V64H31ZM34 63V62H33ZM53 63V62H52ZM95 63V64H94ZM20 64V63H19ZM35 64V63H34ZM40 64H42V62L40 63ZM39 64V65H40ZM49 64V63H48ZM47 63L46 64H44V65H48ZM51 64V63H50ZM49 64V65H50ZM160 64H161V62H160ZM159 64V65H160ZM164 64L165 63H163L162 65L164 66ZM43 65V64H42ZM158 65V66H159ZM161 65V66H162ZM167 65H169V62H168V64ZM177 65H178V63H177ZM1 66V65H0ZM24 66V65H23ZM34 66V65H33ZM36 66V65H35ZM106 66V67H107ZM119 66H121V65H119ZM160 66V67H161ZM1 67H3V66H1ZM21 67V66H20ZM54 67H55V65H54ZM150 67V66H149ZM160 67H158V68H160ZM174 67H176V66H174ZM178 67V66H177ZM8 68V67H7ZM9 68H11L10 66H9ZM12 68H13V66H12ZM16 68V67H15ZM39 68H41V66H39ZM39 68H37L38 70H40ZM44 68V67H43ZM145 68V67H144ZM162 68V67H161ZM164 68V67H163ZM167 68V67H166ZM166 68L164 69V70H166ZM185 68V67H184ZM187 68V67H186ZM260 68V67H259ZM5 69V68H4ZM26 69V68H25ZM22 70V69H19V70H21L20 72L18 71V69H15V70H10V69H8V70H10V73H12L11 74V76H10V79L9 78H7L6 76V79L7 80H4V81H7V83L5 82V83H3V82H0L1 84L3 83L4 84V86H6V88H10V87H13L12 89H14V86H15V88L16 87H22V88H25V90L27 89V91L28 90H30V92H32L33 94H32V96L31 95H28V96H30L31 97V100H33V102H35L36 104H37V102L39 101V102H41V99H42V102H43V104H44V101L43 100H45V101H47L48 100V98H47V100H46V97H43L44 96V94L45 93H43V95L42 96H40L39 94H42V91H41V93L40 92H37V93H39V94H37V93H34V91H33V88H35L34 87V85L36 86L37 84H35L36 83V80H38L39 78H37V77H35L34 76V73L35 72H32L33 74H29L28 72H27V70L29 69H27V70ZM46 69V68H45ZM123 69V68H122ZM123 69V70H124ZM122 70V71H123ZM148 70V71H147ZM154 70H156V69H154ZM160 70H162V69H159L158 71H157V76H158V74L159 73H161V72H159ZM164 70H162L163 72H164ZM187 70H189V69H187ZM186 70V71H187ZM14 71V72H13ZM76 71V73H77V75H78V77H75V78H73L74 76H72L71 74H75L74 72ZM115 71V70H114ZM185 71V72H186ZM152 72V71H151ZM155 72V71H154ZM153 72V73H154ZM163 72L161 73V75L163 74ZM2 73V72H1ZM4 73V72H3ZM10 73H7V74H9L10 75ZM38 73V72H37ZM47 73V72H46ZM94 73H97V74H99V76L98 77H100V78H97V80H96V82L97 83H95V82H88L91 78L90 77H93V75L92 74H94ZM114 73H116V72H114ZM171 73V72H170ZM174 72H172V74H173ZM49 74V73H48ZM51 74V73H50ZM127 74H128V72H127ZM175 74V73H174ZM178 74H180V73H178ZM177 74V75H178ZM261 74V73H260ZM37 75V74H36ZM39 73H38V77H39ZM52 75V74H51ZM51 75H49V76H51ZM57 75V73L51 78V79H49V76H48V79H49V81L51 80L52 81V79H54V80H56L55 78H57L58 77V75ZM153 75V74H152ZM170 75V74H169ZM8 76V75H7ZM42 76H43V74H42ZM56 76V77H55ZM75 76H76V74H75ZM115 76V75H114ZM150 76V75H149ZM163 76V75H162ZM171 76V75H170ZM173 76V75H172ZM180 76V78H181V75H179ZM262 76V75H261ZM1 77V76H0ZM9 77V76H8ZM55 77V78H54ZM95 77H96V74H95ZM156 77V76H155ZM161 77V76H160ZM164 77H166V76H164ZM164 77H162V78H164ZM178 77V76H177ZM204 77V76H203ZM37 78V79H36ZM113 78V77H112ZM145 78H147V74H146V77ZM157 78V77H156ZM9 79V80H8ZM62 79H64V78H62ZM114 79H115V77H114ZM168 79V77H166L164 80H167ZM179 79V78H178ZM201 79V78H200ZM64 80H67V79H64ZM70 80V81H71ZM113 80V79H112ZM118 80V79H117ZM117 80H114V81H117ZM182 80V79H181ZM203 80V81H202ZM261 80V79H260ZM47 81V80H46ZM57 81H59V80H57ZM113 81V82H114ZM119 81V80H118ZM146 81V80H145ZM163 81V79L161 80V82ZM169 81V80H168ZM200 81V80H199ZM204 81L205 82H207L206 81V79L205 78H203V79H201V81L199 82V84L200 83H202L201 85H198L199 87H200V90L198 91V90H195L196 91V93H195V91H194V94H196V95H199L201 98H203V99H201V100H199V101H202V100H205V101H203V102H200V104L201 103H204L202 106L204 107H202V109L203 110H206L207 112L209 111V114H211V113H214V112H216V110L219 108V114H217V113H214V115L216 114V115H218V116H220L222 113L220 112V110H222L224 107L223 106H221V103L219 102V101H217L216 99H215V92H217L218 93V89L215 91V89H213V91L210 89V86H209V89L207 88L208 86L206 85L207 83H204ZM38 82V81H37ZM67 82H69V80H67ZM104 82H105V85H104ZM171 82V81H170ZM50 84H51V82H49ZM61 83H63V82H61ZM89 83V84H88ZM260 83V82H259ZM0 84V85H1ZM2 84V85H3ZM47 84V83H46ZM58 84V85H57ZM56 85V88H58L59 89V91L60 92H63V91H65V87L63 88V86H61V84H59V83H57ZM70 84H72V83H70ZM130 84H127V85H129L130 86ZM262 84V83H261ZM7 85H9L10 87H7ZM76 85V84H75ZM99 85V86H98ZM161 85H162V83H161ZM165 86H166V88H167V85L168 84H164ZM164 85H162V87L164 86ZM171 85V84H170ZM252 85V84H251ZM65 86V85H64ZM67 86V85H66ZM68 86H70L69 85V83H68ZM85 86H83V87H85ZM90 86V87H91ZM133 86V87H132ZM135 86V87H134ZM49 87H51V86H49ZM55 87V86H54ZM71 87H73V86H71ZM75 87V86H74ZM89 87V86H88ZM87 87V88H88ZM99 87H101V91H100V88ZM114 87V86H113ZM156 87V86H155ZM154 87V88H155ZM161 87V86H160ZM160 87H156V88H160ZM161 87V89H163ZM199 87H197L198 89H199ZM255 87V86H254ZM1 88V87H0ZM39 88V87H38ZM82 88V87H81ZM80 88V89H81ZM95 88V89H94ZM109 88V87H108ZM155 88V89H156ZM248 88H249V86H248ZM83 90H84V88H82ZM99 89V90H98ZM110 89V88H109ZM124 89V88H123ZM141 89H142V87H141ZM167 89H169V87L167 88ZM166 89V90H167ZM221 89V88H220ZM2 90V89H1ZM4 90V89H3ZM8 90H11V89H8ZM20 90V89H19ZM24 89H22V91H25ZM74 90V89H73ZM85 90H86V87H85ZM125 90V89H124ZM129 90H130V88H129ZM223 90V89H222ZM5 91V90H4ZM16 91V90H15ZM21 91V92H22ZM54 91V90H53ZM58 91V90H57ZM67 91V90H66ZM113 91V90H112ZM116 91V90H115ZM127 91H128V89H127ZM133 91V90H132ZM136 91V92H137ZM155 91V90H154ZM198 91V92H197ZM48 92V91H47ZM103 92H105V90L103 91ZM101 93V95H98L100 98L99 99H97L98 97H96V101L95 102H93V101H88L89 99L88 98H86L85 96V94H84V92H83V94L82 95H85L84 97L86 98V100L84 99V97L82 98V95H81V93H82V91L81 92H78V91H76L75 93H77V98H78V103L76 102V101H74L75 103H77L76 104V106H78V107H75L77 110H78V112H77V114H76V112H75V114L73 113V114H71V112H72V110H71V112L70 113H68V108H70V107H66L65 106V104H63L64 105V107H65V109H67L66 111H67V113L69 114L68 116L69 117H67V119L68 118H70L71 119V117L73 118V116L75 117V120L77 119V116H82V118L84 117L85 118V116H86V118H88L89 119V121L91 122V121H93L94 123L97 121L95 118L97 117L98 119L99 118H101L102 120H100V122L102 121V123H101V125H100V127H102V129H103V131H102V135H103V137H104V140H101V138H102V135L100 136V138H99V140H101L100 142H101V146L103 147H101V148H99V149H97V147H95V145H94V147H95V149H97L98 151L96 152V150H95V154H93V148L92 149H90V148H86V147H83L84 149H85V151L87 150L88 151V149H90V151H88V152H91L92 151V154L95 156L94 157V160H95V163H96V165L99 163V162H102L103 163V161H101V160H106L107 158H116V156H117V154H119V153H122V152H124L125 154L126 153H128V154H130V152H132L133 150V152H135V154L137 155V152H139V154L141 155L142 153H144V152H140V150H143V151H145L144 149H146V148H148V145H150L151 146V144H153V142H155V144H157L158 143V145L160 146L161 145V143H160V141H162L163 139H164V141H165V145L163 146V147H165V150L163 149V148H159V150L160 149H163L162 150V152L163 153H161L162 155L164 154L166 157H167V155L169 156L170 154L171 155H174V152H171L170 150H178L177 149V143L178 144H182V146H180V148L182 147L183 148V143H182V140H180V143L176 140L177 138H175V136H173L172 134H167L166 132L164 133V131H168L169 132V130H163L161 127L162 126H159V122L157 123V125H155V124H153V121H151L149 118L150 117H148V116H146L145 115V113L144 114H139V113H137V115H136V117H137V119H138V122L140 121V125H141V128H140V131L141 132H137V130H139V129H135L136 127H135V123H136V121H134L133 119H132V117L134 116V114H133V116H131L130 114H129V112H132L133 110H131L132 108L133 109H135V107H134V105L132 104V102H130L131 104H128V102L126 103V100H125V98L121 95H117V96H115V98H112V96L110 97H107V95L105 96V94L104 93ZM126 92V91H125ZM124 92V93H125ZM129 92V91H128ZM128 92H127V95H128ZM145 92V91H144ZM151 92H153V91H151ZM157 92H160L159 90H157ZM163 91L161 90V92L160 93H162ZM166 93H162V94H156V92H154V93H152V95L151 96H149L148 98V100L147 99H143V97H142V99H143V101L145 100H147L146 102H143L142 101V99H141V102H143L141 105H142V107H143V109L141 108V110L142 111H144V109H145V107H144V103H147L148 101L150 102V104H151V107H152V110L154 111V114L156 113L157 115H158V117H159V119L161 120V121H164L166 118H167V110H169V106L170 105H168L171 101L173 102L174 100L169 96V91H165ZM211 92H213V93H215V94H213V96H214V100H216L219 104H217V103H215L214 101H213V99H211L212 97V95H211ZM1 93V92H0ZM17 93V92H16ZM24 93H26V92H24ZM23 93V94H24ZM57 93V92H56ZM90 93V92H89ZM113 93H115V92H113ZM168 93V97H167V94ZM262 93V92H261ZM28 94V93H27ZM26 94V95H27ZM52 94V93H51ZM63 95H64V92L62 93ZM62 94H60V96H59V94L58 95H56V97L57 96H59V97H57V98H59L60 99V97L62 96ZM91 94V93H90ZM118 94H119V92H118ZM136 94V93H135ZM1 95V94H0ZM15 95V94H14ZM75 95V94H74ZM92 95H93V93H92ZM136 95H138L139 96V94H136ZM172 95V94H171ZM246 95H249V93H247ZM264 95V94H263ZM10 96V95H9ZM12 96V95H11ZM20 96V95H19ZM23 96V95H22ZM21 96V97H22ZM26 97V98H30V97ZM38 96V97H37ZM68 96V95H67ZM73 96V95H72ZM76 96V95H75ZM74 96V97H75ZM126 96V95H125ZM132 96V95H131ZM7 97V96H6ZM15 97H16V95H15ZM25 97V96H24ZM49 98H50V96H48ZM53 97V96H52ZM55 97V99H57ZM63 97V98H62ZM61 98V101L62 100H64L65 101V98H66V96L64 95V96H62ZM90 97V96H89ZM92 97H94V96H92ZM172 97H173V95H172ZM179 97V96H178ZM178 97H177V99H178ZM198 97V96H197ZM217 97V96H216ZM258 97V96H257ZM3 98V97H2ZM7 98H9V97H7ZM10 98H12V97H10ZM174 98H175V96H174ZM13 99H14V97H13ZM23 99V98H22ZM21 99V100H22ZM54 99V100H55ZM58 99V102H57V100H56V103H60V105L62 104L61 103V101ZM71 99H73V98H71ZM88 99V100H87ZM137 99H139V97H137L136 96V98H134V100H137ZM169 99H171V101L169 102ZM181 99V98H180ZM260 99V98H259ZM264 99V98H263ZM20 100V101H21ZM52 100V99H51ZM12 101V100H11ZM10 100L9 101H7V102H11ZM18 101V100H17ZM25 101V100H24ZM30 101V100H29ZM53 101V100H52ZM133 101V100H132ZM138 101V100H137ZM176 101V100H175ZM262 101V99L259 101L260 103H262L261 102ZM5 102V101H4ZM23 102V101H22ZM38 102V103H39ZM48 102V101H47ZM66 102V101H65ZM171 102V103H172ZM177 102H179V101H177ZM177 102H175V103H177ZM258 102V101H257ZM258 102V103H259ZM20 103V102H19ZM30 103H32V102H30ZM29 103V105L31 106V104ZM55 103V102H54ZM53 103V104H54ZM68 103V102H67ZM134 103H136V101L134 102ZM180 103V102H179ZM258 103L256 104V105H258ZM263 103H264V101H263ZM3 104V103H2ZM7 104V103H6ZM26 104H27V102H26ZM42 104V105H43ZM46 104V103H45ZM44 104V105H45ZM49 104V103H48ZM58 104H56L58 107L60 106V105H58ZM138 104V103H137ZM199 104V105H200ZM1 105V104H0ZM8 105V104H7ZM34 106H35V104H33ZM43 105V106H44ZM67 105V104H66ZM219 105V106H218ZM255 105V106H256ZM18 106H19V104H18ZM24 106V105H23ZM23 106H22V108H23ZM29 106V107H30ZM39 106H40V104H39ZM57 106H55V107H57ZM139 106V105H138ZM172 106H174V105H172ZM259 106H260V104H259ZM259 106H257L258 108H259ZM262 106V105H261ZM260 106V111H262V109L261 108H263V106L261 107ZM14 107V106H13ZM29 107H25V108H29ZM45 107V106H44ZM51 107H53V105L51 106ZM51 107H49V108H51ZM150 107V108H151ZM169 107V108H168ZM178 107H180V106H178ZM198 107H200V106H198ZM197 107V108H198ZM222 107V108H221ZM39 108V107H38ZM15 109H16V107H15ZM55 109V108H54ZM53 109V110H54ZM138 110H139V108H137ZM179 109V108H178ZM225 109V108H224ZM224 109H223V111H224ZM255 109H257V108H255ZM259 109H257V110H259ZM21 110V109H20ZM26 110H28V109H26ZM43 110V109H42ZM62 110V111H61ZM137 110V111H138ZM141 110H139V112L141 111ZM174 110V109H173ZM194 110H196V109H194ZM256 110V111H257ZM17 111V110H16ZM19 111V110H18ZM24 111V110H23ZM31 111L32 110H29V111H27V112H30V114H32L31 113ZM40 111V110H39ZM110 111H114L113 113H116V114H124L125 115V118H126V121L122 118V117H120V118H122L124 121H122V122H124V124H121V125H124V126H121V125H117L120 121H121V119H119V120H117V122L118 123H115V122H112L111 121V117H110V119L109 118H107V113L108 112H110ZM136 111V112H137ZM141 111V112H142ZM147 112H148V110H146ZM178 111V110H177ZM181 111V110H180ZM206 111H204V113L206 112ZM211 111V112H210ZM213 111V112H212ZM244 111V110H243ZM74 112V111H73ZM133 112H135V111H133ZM136 112H135V114H136ZM146 112V114H149V112L147 113ZM2 113H4V112H2ZM26 113V112H25ZM24 113V115H26ZM60 113L61 114H63L62 116L63 117H65V115L67 114L66 112H64V108H63V106H60ZM151 113H153V112H151ZM257 113V112H256ZM22 114V113H21ZM29 113H27V115H30ZM35 114V113H34ZM56 114V113H55ZM60 114V115H61ZM102 114V116H104V118H107L108 120H106V119H104V118H102V116L100 117L99 115H101ZM205 114H208V113H205ZM253 114V113H252ZM0 115H1V113H0ZM8 115V114H7ZM6 115V116H7ZM26 115V116H27ZM36 115V114H35ZM59 115V114H58ZM60 115L58 116V117H60ZM112 115V114H111ZM115 115V114H114ZM140 115V116H139ZM212 115V114H211ZM213 115V116H214ZM26 116H24V117H26ZM67 116V115H66ZM71 116V117H70ZM222 117H224L223 116V114L221 115ZM220 116V117H221ZM226 116V115H225ZM257 116V115H256ZM5 117V116H4ZM4 117L2 118V119H4ZM28 117V116H27ZM26 117V118H27ZM114 117V116H113ZM118 118H119V116H117ZM140 117V118H139ZM217 117V116H216ZM253 117H254V115H253ZM10 118V117H9ZM11 118H13V117H11ZM18 118V117H17ZM29 118H30V116H29ZM52 117L50 116V118L49 119H51ZM62 117H60L59 119H61ZM152 118V117H151ZM155 118V117H154ZM154 118H152V120L154 119ZM169 118V117H168ZM225 118V117H224ZM223 118V119H224ZM261 118V117H260ZM264 118V117H263ZM6 119V118H5ZM8 119V118H7ZM15 119V118H14ZM25 119V118H24ZM23 119V120H24ZM59 119H58V121H59ZM65 119H66V117H65ZM69 119V120H70ZM103 119H104V121H103ZM136 119V118H135ZM214 119H217L218 120V118H215L214 117ZM227 119V121H225L226 122V125H225V123L224 124H222L221 123V125L220 126H227V124H230L228 121H229V119L228 118H226ZM22 120V119H21ZM44 120V119H43ZM46 120V119H45ZM48 120V119H47ZM64 121V123H65V120L64 119H61L60 121ZM72 120V119H71ZM77 120H81V119H79V117H78V119ZM86 120V119H85ZM169 120V119H168ZM168 120L167 121H164V124L165 125H167L165 122H168ZM220 120V119H219ZM221 120H222V118H221ZM251 120V119H250ZM249 120V121H250ZM254 120V119H253ZM17 121V120H16ZM27 121V120H26ZM50 121V120H49ZM63 121H62V123H63ZM66 121H68V120H66ZM111 121V122H110ZM113 121H115V120H113ZM257 121H259V119L257 120ZM2 122V121H1ZM22 122H24V121H22ZM36 122V121H35ZM51 122V121H50ZM81 122V121H80ZM86 122H87V120H86ZM214 122V121H213ZM213 122H210V123H213ZM216 122V121H215ZM218 122V121H217ZM221 122H223V121H221ZM259 122H263V124H259V123H257V124H255L254 122H252V125L253 124H255V125H253V126H255V128L251 125V131L249 130L250 128H249V125L247 126L248 128L246 129V126H244V128H242V129H244V131L242 130V132H241V130H240V128H238V127H236V126H234L233 124H230L231 126H229L230 128V134H231V136H230V134L227 132V134L229 135H227L228 137H226L225 136V138H228V139H230V140H228V142L230 141L231 143V146L232 147H234L232 150H233V152L237 149L238 150V148L239 147H242V148H244L246 151H249L248 152V154L249 153H254V155H256L258 152H260L259 153V155L262 153V157L261 158H258V159H260V160H257V158L255 159L256 161L255 162H258L259 163V165H261V166H263L264 167V142H263V140H264V132H263V134H262V131H264V121H263V119H262V121H259ZM21 123V122H20ZM76 123V122H75ZM74 123V124H75ZM89 123V122H88ZM87 123V124H88ZM96 123H98V121L96 122ZM154 123H155V121H154ZM163 123V122H162ZM220 123V122H219ZM7 124V123H6ZM17 124V123H16ZM19 124V123H18ZM22 124V123H21ZM25 124V123H24ZM34 124V123H33ZM38 124V123H37ZM40 125H44L43 123L41 124V123H39ZM55 124V123H54ZM59 124V123H58ZM67 124V123H66ZM65 124V125H66ZM99 124V123H98ZM170 124V123H169ZM9 125V124H8ZM23 125V124H22ZM21 125V126H22ZM78 125V124H77ZM76 125V126H77ZM91 125V124H90ZM92 125H96V124H93L92 123ZM211 125V124H210ZM209 125V126H210ZM212 125H215V126H213V127H216V129H217V125H219V124H215V123H213ZM232 125H233V127H232ZM14 126V125H13ZM24 126H27V125H24ZM34 126H36V125H34ZM70 126V125H69ZM74 126V125H73ZM164 126V125H163ZM220 126H218V127H220ZM224 126L223 127H221V128H224ZM243 126V125H242ZM241 126V127H242ZM15 127H17V126H15ZM15 127H12V128H15ZM28 127V126H27ZM44 127V126H43ZM79 127V126H78ZM90 127V126H89ZM96 127H97V125H96ZM135 127V128H134ZM172 127V126H171ZM253 127V128H252ZM11 128V127H10ZM18 128V127H17ZM40 128H41V126H40ZM47 128V127H46ZM50 128V127H49ZM69 128H71V127H69ZM83 128V127H82ZM94 128V130H96L95 129V127H93ZM123 128H124V130H123ZM161 128V129H160ZM180 128V127H179ZM204 128V127H203ZM233 128H235V129H237L238 131H240V132H233ZM48 129V128H47ZM54 129V128H53ZM63 129V128H62ZM72 129V128H71ZM90 129H92V126H91V128ZM122 129V130H121ZM175 129V128H174ZM253 129V130H252ZM12 130V129H11ZM19 130H21V128L19 129ZM39 130V129H38ZM74 130V129H73ZM118 130H120L121 132L122 131H125V132H123L124 133V135L126 136V134H128V135H130V137L132 138V139H130V137H129V139H128V141H126V137H125V141H126V146H123V147H121V148H117V147H110V146H108V144H107V142H106V140H105V138H109L108 140L110 141L112 138V140L111 141H114L115 140V138H114V135L116 134V133H118ZM163 130V131H162ZM179 130V129H178ZM185 130V129H184ZM247 130H249L248 132H247ZM21 131H23V130H21ZM24 131H26V128H25V130ZM68 131H70V130H68ZM212 131V130H211ZM253 131H255L254 133H255V139H252V141L250 140V138L248 137V134L251 132V134L253 133ZM28 132H30V131H28ZM35 132H36V130H35ZM56 132H57V130H56ZM67 132V131H66ZM65 132V133H66ZM86 132V131H85ZM92 133H93V131H91ZM104 132V133H103ZM121 132H119V134H120V136H121ZM143 132V133H142ZM171 132H173V133H176V132H174L173 130L171 131ZM184 132V131H183ZM185 132L187 133V131L185 130ZM184 132V133H185ZM207 132H209V131H207ZM15 133V132H14ZM34 133V132H33ZM38 133V132H37ZM40 133V132H39ZM38 133V134H39ZM54 133V132H53ZM64 133V131L63 130H60V132H59V135L57 136V138H56V136H55V138H56V140H57V144L55 145V143H54V145L56 146V149H55V151H56V155L58 154V153H60V155L62 154L63 155V153L65 154V138H66V134ZM72 133V132H71ZM138 133V135L136 136V134ZM140 133H141V135H140ZM17 134V133H16ZM44 134V133H43ZM68 134V133H67ZM77 134H78V132H77ZM99 134H101V133H99ZM119 134H117V136L119 135ZM167 134V135H166ZM181 134H183L182 132H181ZM226 134V133H225ZM224 134V135H225ZM247 134V135H246ZM92 135V137L90 138V137H88V139H86L85 140V142H87V143H95V141H94V136H95V134H91ZM124 135H122V137L121 138H124ZM180 135V134H179ZM215 135V134H214ZM246 135V136H245ZM28 136H30L29 134H28ZM35 138H37V137H39V136H35V135H33ZM50 136V135H49ZM68 136V135H67ZM116 136V137H117ZM183 136V135H182ZM185 136V135H184ZM203 136V135H202ZM211 136V135H210ZM250 136V135H249ZM34 137H33V139H34ZM41 137H42V133H41ZM96 137V136H95ZM119 137V136H118ZM181 137V136H180ZM179 137V138H180ZM248 139H247V138ZM31 138V137H30ZM29 138V139H30ZM51 138V137H50ZM74 138V137H73ZM72 138V139H73ZM120 138V139H121ZM203 138H205V137H203ZM221 138V137H220ZM219 138V139H220ZM11 139V138H10ZM13 139V138H12ZM32 139V138H31ZM38 139V138H37ZM68 139V138H67ZM76 139V138H75ZM103 139V138H102ZM140 139V140H139ZM181 139V138H180ZM185 139H187V138H185ZM218 139V138H217ZM26 140V139H25ZM98 140V139H97ZM107 140V141H108ZM206 140V139H205ZM249 140V141H248ZM7 141V140H6ZM11 141V140H10ZM13 141V140H12ZM35 142H36V140H34ZM47 141V140H46ZM69 141V140H68ZM108 141V142H109ZM110 141V142H111ZM119 140H117V142H118ZM123 140H120L118 143L117 142H113L115 145H117V144H119V146H122L123 145V143L125 142H122ZM159 141V142H158ZM176 141H177V143H176ZM187 141H189V139L187 140ZM215 141V140H214ZM226 142H227V140H225ZM224 141V142H225ZM21 142L23 143V141L21 140ZM30 142V141H29ZM32 142V141H31ZM41 142V141H40ZM49 142V141H48ZM208 142V141H207ZM225 142V143H226ZM227 142V143H228ZM28 143V142H27ZM38 143V142H37ZM47 143V142H46ZM45 143V144H46ZM87 143H86V145H87ZM162 143H164V142H162ZM185 143H187V142H184V144ZM188 143H190V142H188ZM218 143V142H217ZM21 144V143H20ZM19 144V145H20ZM81 144V143H80ZM88 144V145H89ZM121 144V145H120ZM200 144V143H199ZM214 144V143H213ZM224 144V143H223ZM42 145V144H41ZM47 145V144H46ZM78 145H79V143H78ZM84 145V144H83ZM111 145V144H110ZM154 145V144H153ZM157 145V146H158ZM186 145V144H185ZM184 145V146H185ZM188 145V144H187ZM202 145H204V144H202ZM220 145V144H219ZM225 145H227V144H224V146ZM52 146V145H51ZM93 146V145H92ZM178 146V147H179ZM213 146V145H212ZM218 145H216V147H217ZM229 146V145H228ZM227 146V147H228ZM23 147H26L25 145L23 146ZM27 147H28V144H27ZM40 147V146H39ZM155 147V146H154ZM195 147V146H194ZM197 147V150L198 149H202V148H200L199 146H196ZM208 147V146H207ZM218 147H220V146H218ZM230 147V146H229ZM228 147V148H229ZM232 147H230L229 148V151L231 150V148ZM237 147V148H236ZM150 148V147H149ZM152 148V147H151ZM150 148V149H151ZM191 148V147H190ZM193 148V147H192ZM215 148V147H214ZM228 148H227V151H228ZM25 150H26V148H24ZM42 149V148H41ZM48 149V148H47ZM52 150H53V148H51ZM79 149V148H78ZM155 149V148H154ZM205 149V148H204ZM240 149V148H239ZM80 151H81V149H79ZM194 150H196V149H191V151H194ZM196 150V151H197ZM232 150L230 151V152H232ZM147 151H148V149H147ZM146 151V152H147ZM152 151V150H151ZM151 151H149V152H151ZM155 150H153V152H154ZM169 151L171 152L170 154H169ZM191 151H190V154L188 155V156H186L185 157V159L182 161V162H180V166H185V168L187 167V168H189V170L191 169V171L192 170H195L196 168H194V165L196 164H193L195 161H193L194 159L193 158H196L198 155L199 156H203L204 154L202 153L201 154V152L203 151V149H202V151L201 150H198V155L197 154H191ZM196 151H194V152H196ZM199 151H200V153H199ZM208 151V150H207ZM238 151H242L243 152V150H238ZM254 151V152H253ZM46 152V151H45ZM52 152V151H51ZM50 152V153H51ZM157 152V151H156ZM183 152V151H182ZM186 153H187V151H185ZM217 152L218 151H216V156L218 155L217 154ZM55 153V152H54ZM68 153V152H67ZM77 153V152H76ZM80 153H83V152H80ZM148 153V152H147ZM147 153L145 154L146 156H147ZM184 153V152H183ZM211 153V152H210ZM210 153H208L209 155H210ZM213 153V152H212ZM228 153V152H227ZM247 153V152H246ZM53 154V153H52ZM51 154V155H52ZM69 154V153H68ZM144 154L142 155V157H144ZM149 154H151V153H149ZM148 154V155H149ZM176 154V153H175ZM237 154V153H236ZM244 154V153H243ZM59 155V156H60ZM61 155V156H62ZM90 155H91V153H90ZM136 155H134V156H136ZM151 155H152V157H151ZM151 155H149V158H147V159H145V160H150V158H152L153 159V157L155 156H153V154H151ZM158 155V154H157ZM177 155V154H176ZM258 155V156H259ZM41 156V155H40ZM58 156V157H59ZM68 156V155H67ZM85 156V155H84ZM119 156V155H118ZM130 156V155H129ZM131 156H133V155H131ZM133 156V157H134ZM137 156H139V155H137ZM183 156V155H182ZM199 156L197 157V158H199ZM232 156V155H231ZM240 156V155H239ZM250 156H253V154H250ZM261 156V155H260ZM37 157H38V155H37ZM51 157V156H50ZM88 157V156H87ZM162 157V156H161ZM160 157V158H161ZM236 157V156H235ZM234 157V158H235ZM240 157H242V156H240ZM243 157H244V155H243ZM254 157V156H253ZM253 157H251V158H249L247 155H245V157L244 158H242L243 159V165H246V167L248 166V167H251L252 166V163H254L253 161H252V159H253ZM28 158V157H27ZM32 158V157H31ZM39 158V157H38ZM45 158H46V156H45ZM49 158V157H48ZM55 158V157H54ZM63 158V157H62ZM80 158V157H79ZM79 158H77V159H79ZM81 158H83V157H81ZM80 158V159H81ZM106 158V159H105ZM120 158V157H119ZM122 158H123V156H122ZM126 159L128 158L127 156L125 157ZM135 158V157H134ZM145 158V157H144ZM173 158V157H172ZM183 158V157H182ZM18 159V158H17ZM50 159H52V158H50ZM86 159H88V158H86ZM156 159V157H154V159L152 160V161H156V162H154L155 164H152L153 162H149L150 164L149 165H151L152 164V167H149V168H151V170H150V172H149V174L145 177V175L142 173L143 172V170H142V176H144V179L143 178H140V180H139V177H137V179H136V177H135V180L134 179H132L133 180V185H134V188H135V186H136V191H135V189L133 190V191H131V185H130V183L128 182L129 180H127V178L124 176L125 175V173H124V170H125V168H124V166H120L121 164H119L118 165V162L119 161H113V162H117V165H118V167H120V168H117L118 170H117V172H118V174L117 175H121L122 174V177L121 178H119V180H117V182H109L108 180H105L106 179V177L108 176L109 177V175H108V173L110 172V170H109V172L107 173V171H108V169H106L105 170V172L103 171V170H101V173H102V171L104 172V173H102L103 175H101L102 177H100V178H103L105 181L104 182H101L100 184H98L97 182H99V181H97V182H95V181H93V180H91V182L89 181L88 182V184L84 187H81L80 185H78L77 186V184H75L76 182L77 183H80L79 181H76L75 183L74 182H68V183H63V185L62 186H57L59 189H61V190H63V191H65L66 190V192L68 191V192H70V194L69 193H66L68 196H70L71 194H72V192H74L73 194H76V193H78V194H85V195H89V197L90 196H96V195H98L99 197L100 196H102V197H109V198H114L115 200L116 199H118V200H120V202L122 201V200H127V201H132L131 203H129V204H127V201H125V202H123V203H126L125 205H128V207L130 206V204H132L133 205V202H135V203H142V202H145V203H148V202H150V204L151 203H153V204H164V205H167V206H170V207H179V208H189V209H191V210H193V211H200V212H213V213H216V214H218L219 216H216V218L214 217V219L213 218H210V217H212V216H208L207 214H204V215H202V214H200V215H189V216H187L186 217V219H187V224L186 225H184V226H186L185 227V230H184V227H183V233H182V236L179 234V233H177L176 231H175V229L173 230H171L172 231V233L174 234L175 232L177 233H175L176 234V237H174V238H170V236H168L170 239H169V244L170 243H172V244H174V246L176 245V243L177 244H179L178 246V248L176 247H173L172 246V244H170V246L171 247H173V248H175L176 249V252L177 253H174L175 251V249H170L171 250V252H170V250L168 251V252H170V254L169 253H167L168 255H166V256H168V257H163V252H162V248H164V250L165 249H169V247L168 248H166L167 246H169V245H167L168 243H165V244H163V247L161 248V242L159 243V246H157L156 244H152V245H156V249H155V251H157V252H159V250H161V252L162 253H160L159 252V254L160 255H154L152 258V260H151V258H150V260H151V263L149 262V264H207V262L206 261H208L209 259H211V260H214L215 259V262H213V263H215V264H232L229 260V258H231L232 256H231V254L232 253H235L234 251V248H231V247H233V245L232 246H230L231 244H229L228 245V247L226 246V245H224L225 243H226V241H223V240H232L234 237H236L235 236V233H236V231H237V228H238V225L239 224H237L239 221H237L236 219H233V218H231V219H229L228 217L226 218V216L225 215H232V216H243V217H245L246 219V221H244V223H245V226L243 227H241L242 229H243V232L245 233V236H247L248 235V232H250L249 234H250V236L249 237H251V235H252V237H251V239H249L250 241H247V244H246V242L244 241V243L246 244L245 246H243L242 245V243H240L241 244V246H243L242 247V250H241V248H240V250H241V252L242 253H244L245 255H244V257H242V260H240L239 261V263H237V264H254L253 263V259L255 258V257H257L256 256V254L255 253H258L257 252V250H262V249H264L263 248V245H264V206H258V201L259 200H261V199H264L263 197H262V195H261V191L259 192V187H260V184H259V182H261V181H259V180H257V184H256V186H255V188H251V186L250 185H252V180H250L252 183L250 184V185H248L247 186V188L246 187H243L244 189H242V191H239V192H237L236 193V196L234 197L235 198V201L233 200V201H230L229 199H227L224 195H225V193H221L222 191L220 190L219 191V188H218V190H217V188H216V190H215V188L214 187H216V184H215V186L212 188V189H206V190H203L202 191V193H201V195L199 196L198 195V197H197V200L195 199H193L192 198V194L190 195L189 194V192H191V187L189 188L190 189V191L189 190H186V192H184V193H188V194H182L183 192L182 191H179V192H181V194H178V193H176V190H175V194H178V195H175V197H174V195L172 196L174 199L173 200H170V199H172V198H170L171 196L169 195V203H168V199H167V203H165L166 202V199H165V202L163 201L162 202V197H163V194L165 193V190H169V188L167 187V189H165L166 188V186H168L169 184H171L172 182L170 181L171 180V178H173V177H175V179L177 178V176H175L176 174V172H172L173 171V169H172V171L169 169V168H167V167H162L161 168V166H159V163L157 162V160H155ZM158 159V158H157ZM181 159V158H180ZM201 159L202 158H200V160H199V162L201 161ZM217 159H219V158H217ZM221 159V158H220ZM238 159V158H237ZM236 159V160H237ZM241 159V160H242ZM22 160V159H21ZM62 160V159H61ZM82 160V159H81ZM83 160H85V159H83ZM91 160V159H90ZM93 160V159H92ZM91 160V161H92ZM94 160L92 161V162H94ZM131 160V159H130ZM142 160V159H141ZM158 160H160V159H158ZM173 160V159H172ZM204 160V159H203ZM216 160V159H215ZM215 160H214V163H215V165L214 166H212V167H210L209 165V167L208 168H211V170H212V172L210 173V174H213L212 176H209L210 178L212 177V178H214L215 177V179H216V176L218 177V176H222V177H225V179H227V180H230V178L232 177L231 175L233 174H231V169L229 168V167H225V168H223L222 167V165H217L216 164V162H215ZM233 160V159H232ZM231 160V161H232ZM236 160H233V161H236ZM46 161V160H45ZM63 161V160H62ZM85 161H87V160H85ZM89 161V160H88ZM178 161V160H177ZM205 161V160H204ZM217 162L219 161V160H216ZM229 161V160H228ZM233 161H232V163H233ZM9 162V161H8ZM11 162V161H10ZM21 162H23V161H21ZM44 162V161H43ZM48 162V161H47ZM54 162V161H53ZM73 162V161H72ZM75 162V161H74ZM78 162V161H77ZM92 162L90 163H86V165H85V167H87V165H88V170H90V168L91 169H93L94 167H98V165L97 166H94V165H92L91 166V164H92ZM105 162V161H104ZM113 162H112V164L111 165H114L113 164ZM3 163V162H2ZM41 163H42V161H41ZM52 163V162H51ZM56 163V162H55ZM121 163V162H120ZM161 163V162H160ZM203 163V162H202ZM242 163V162H241ZM58 164H60V163H58ZM58 164L56 165V169H54V170H56L55 172H59L60 170H61V166L60 167H58ZM73 164V163H72ZM106 164V163H105ZM125 164V163H124ZM148 164V163H147ZM158 164V165H157ZM161 164H163V162L161 163ZM179 164V163H178ZM235 165H236V163H234ZM1 165V164H0ZM4 165V164H3ZM7 165V164H6ZM12 165V164H11ZM27 165H29V164H27ZM26 165V166H27ZM63 165V164H62ZM74 166H75V164H73ZM78 165V164H77ZM90 165V166H89ZM101 164L99 163V166H100ZM116 165V164H115ZM165 165V164H164ZM205 165V164H204ZM230 165H231V162H230ZM229 165V166H230ZM238 165H240V164H238ZM254 165H256V164H253V166ZM16 166V165H15ZM31 166V165H30ZM36 166V165H35ZM39 165H37V167H38ZM51 166V165H50ZM70 166V165H69ZM73 166V167H74ZM147 166V165H146ZM225 166V165H224ZM232 166V165H231ZM260 166V167H261ZM28 167V166H27ZM26 167V168H27ZM72 167V168H73ZM84 167V165H83V168H85ZM109 167V166H108ZM196 167V166H195ZM199 166H197V168H198ZM206 167H207V164H206ZM223 169H222V168ZM240 167V166H239ZM13 168V167H12ZM16 168H17V166H16ZM48 168V167H47ZM67 168H68V166L66 167V169H65V171H67ZM70 168H71V166H70ZM71 168V169H72ZM99 168V167H98ZM113 168V167H112ZM115 168V167H114ZM157 168H161V171L160 172H156L157 171ZM186 168V169H187ZM202 168V167H201ZM255 168V167H254ZM22 169H24V168H22ZM21 169V170H22ZM69 169V168H68ZM75 169V168H74ZM76 169H77V167H76ZM86 169V168H85ZM184 169V168H183ZM245 169V168H244ZM28 170H29V168H28ZM33 170V169H32ZM40 170V169H39ZM47 170V169H46ZM49 170V169H48ZM54 170L52 171V172H54ZM73 170V169H72ZM93 170H95V168L93 169ZM128 170V169H127ZM175 170V169H174ZM201 170V169H200ZM199 170V171H200ZM247 170H249V169H247ZM246 170V171H247ZM261 170H262V167H261ZM19 171V170H18ZM17 171V172H18ZM75 171V170H74ZM80 171V170H79ZM86 171V170H85ZM85 171H81V172H85ZM92 171V170H91ZM115 171V170H114ZM187 171V170H186ZM240 171V170H239ZM244 171V170H243ZM1 172V171H0ZM14 172V171H13ZM12 172V173H13ZM16 172V173H17ZM21 172H23L24 173V176H26V175H28L27 174V172L28 171H21ZM21 172H19V173H21ZM37 172V171H36ZM64 172V171H63ZM70 172V171H69ZM69 172H68V174H69ZM87 172V171H86ZM111 172H113V171H111ZM126 172V171H125ZM232 172H234L233 170H232ZM236 172V171H235ZM249 172V171H248ZM23 173H21V174H23ZM25 173H26V175H25ZM33 172H31L30 174H32ZM50 173V172H49ZM71 173V172H70ZM73 173H75V172H73ZM105 173H107L106 175H105ZM147 173V172H146ZM189 173H194V172H189ZM205 173V172H204ZM239 173V172H238ZM244 173V172H243ZM1 174V173H0ZM34 174V173H33ZM54 174H57L58 175V173H53V175ZM64 174V173H63ZM62 174V175H63ZM67 174V173H66ZM80 174V173H79ZM87 174V173H86ZM88 174H89V172H88ZM110 174V173H109ZM113 173H111V175H112ZM124 174V175H123ZM203 174V173H202ZM208 174V173H207ZM5 175V174H4ZM11 175V174H10ZM44 175V174H43ZM42 175V176H43ZM57 175H55V176H57ZM65 175V174H64ZM90 175V174H89ZM110 175V176H111ZM113 175H116V173L115 174H113ZM140 175V174H139ZM235 175V174H234ZM233 175V176H234ZM245 175V174H244ZM250 175V174H249ZM256 175V174H255ZM1 176V175H0ZM21 176V175H20ZM19 176V177H20ZM38 176V175H37ZM41 176V175H40ZM42 176L40 177L41 179H42ZM48 176V175H47ZM141 176V177H142ZM178 176H179V174H178ZM207 176V175H206ZM242 176V175H241ZM251 176V175H250ZM257 176H259L258 174H257ZM261 176V175H260ZM3 177V176H2ZM32 177V176H31ZM39 177V176H38ZM46 177V176H45ZM58 177V176H57ZM237 177V176H236ZM236 177H234L235 178V181H236ZM262 177V176H261ZM4 178V177H3ZM18 178V177H17ZM28 178V177H27ZM27 178H26V180H27ZM48 178V177H47ZM51 178V177H50ZM50 178H48V180L50 179ZM93 178V177H92ZM97 178V177H96ZM116 178V177H115ZM202 178H203V176H202ZM205 179H206V177H204ZM238 178V177H237ZM253 178V177H252ZM24 179V178H23ZM22 178H21V180H23ZM73 179H75V178H73ZM94 179V178H93ZM97 179H99V177L97 178ZM224 179V180H225ZM233 179V178H232ZM232 179H231V181H232ZM240 179H241V177H240ZM257 179H259V178H257ZM17 180V179H16ZM40 180V179H39ZM88 180V179H87ZM95 180V179H94ZM142 180H143V184L141 185L140 183H142ZM222 180V179H221ZM220 180V182H223V181H221ZM234 180V179H233ZM239 180V179H238ZM237 180V181H238ZM29 181V180H28ZM103 181V180H102ZM171 183H170V182ZM206 181V180H205ZM235 181H234V183H235ZM255 181V180H254ZM37 182H39V181H37ZM169 182V184L167 185V183ZM190 182V181H189ZM240 182V181H239ZM239 182L238 183H236V184H239ZM178 183V182H177ZM184 184H185V182H183ZM250 182H248V184H249ZM264 183V182H263ZM262 183V184H263ZM140 184V185H139ZM180 184V183H179ZM229 184V183H228ZM231 184V183H230ZM183 185V184H182ZM187 186L189 185L188 183L186 184ZM233 185H235V184H233ZM246 185H247V183H246ZM245 185V186H246ZM138 186H141V188L142 189H144V190H141V188H138ZM178 186H180V185H178ZM187 186H185V187H183V188H185L186 189V187ZM211 186V185H210ZM226 186V185H225ZM232 186V185H231ZM250 186V187H249ZM150 187L151 188H153L155 191H156V193H158V191H157V189L159 188H161L160 190H159V193L161 192V194H159L160 195V197L162 198H160L159 197V195L158 196H156V198L154 197L155 196V193H151L152 191H154L153 189H152V191H150ZM181 187V186H180ZM189 187V186H188ZM217 187H219L218 185H217ZM182 188V189H183ZM229 188V187H228ZM234 188V187H233ZM233 188H232V190H233ZM246 188V189H245ZM251 188V189H250ZM163 189H165V190H163ZM179 190H180V188H178ZM184 189V190H185ZM188 189V188H187ZM220 189H221V187H220ZM229 189H231V188H229ZM60 190V191H61ZM150 191V193H149V191ZM164 191V193H162L163 191ZM202 190V189H201ZM178 191V190H177ZM231 191V190H230ZM76 192V193H75ZM138 194H137V193ZM146 192H148V197H147V195H146ZM167 192V191H166ZM223 192H224V190H223ZM174 193V192H173ZM173 193H171V194H173ZM65 194V196H67ZM149 194H150V196H149ZM154 196H153V195ZM169 194V193H168ZM224 194V195H223ZM53 195V194H52ZM60 195V194H59ZM153 197H152V196ZM235 195V194H234ZM74 197H75V195H73ZM73 197V198H74ZM76 197H78V196H76ZM97 197V196H96ZM25 198V197H24ZM47 198H49V197H47ZM50 198H52V197H50ZM63 198H66V197H63ZM68 198V197H67ZM72 198V199H73ZM84 198L85 197H83V200H84ZM146 198H150L149 200L148 199H146ZM167 198V197H166ZM232 198V197H231ZM82 199V198H81ZM80 199V200H81ZM163 199V200H164ZM50 200V199H49ZM55 200H57V199H55ZM64 200H67V199H64ZM68 200H69V198H68ZM98 200V199H97ZM117 200V201H118ZM159 200H161V201H159ZM51 201V200H50ZM53 201H54V198H53ZM95 201V200H94ZM98 201H100V199L98 200ZM110 201V200H109ZM116 201V202H117ZM22 202V201H21ZM25 202V201H24ZM23 202V203H24ZM97 202V201H96ZM112 202V201H111ZM115 202V203H116ZM119 202V203H120ZM22 203V205H24ZM95 203V202H94ZM98 203V202H97ZM99 203H101V201L99 202ZM117 204H118V202H117ZM116 204V205H117ZM17 205V204H16ZM18 205H19V203H18ZM17 205V206H18ZM21 205V204H20ZM20 205H19V207H20ZM26 205V204H25ZM24 205V206H25ZM92 205H94V204H92ZM98 205V204H97ZM114 205V204H113ZM122 205V204H121ZM135 205V204H134ZM264 205V204H263ZM19 207L17 208V209H19ZM26 207V206H25ZM96 207V206H95ZM110 207H112L111 205H110ZM118 208L119 207H121L120 205L119 206H117ZM124 207V206H123ZM127 207V206H126ZM133 207H135L136 208V206H133ZM21 208H22V206H21ZM90 209H92V207L90 206L89 207ZM99 208V207H98ZM98 208L96 209V210H98ZM107 208V207H106ZM3 209V208H2ZM23 209V208H22ZM113 209H116V207H113ZM125 209V208H124ZM131 209H133V208H131ZM142 209V208H141ZM144 209V208H143ZM14 210H15V207H14ZM25 210V209H24ZM23 210V211H24ZM99 210H101V209H99ZM20 211V210H19ZM23 211H22V213H23ZM107 211V210H106ZM110 211V210H109ZM115 211V210H114ZM118 211V210H117ZM140 211V210H139ZM139 211L138 210H134V211H132L131 212V214H133L132 215V217L133 216H137V223H140L141 224V221H139V217L138 216H140L139 215ZM146 211H148V210H146ZM83 212V211H82ZM91 212H92V210H91ZM103 212H105V211H103ZM102 212V213H103ZM141 212H144V211H141ZM140 212V213H141ZM159 212V211H158ZM13 213V212H12ZM106 213V212H105ZM108 213V212H107ZM110 213V212H109ZM112 213V212H111ZM110 213V214H111ZM127 213V212H126ZM125 213V214H126ZM166 213H169V212H166ZM14 215H15V213H13ZM17 214V213H16ZM19 214H21V212L19 213ZM24 214V213H23ZM93 213H91V215H92ZM158 214V213H157ZM18 215V214H17ZM102 215V214H101ZM109 215V214H108ZM108 215H106V216H108ZM141 215H142V213H141ZM144 215V214H143ZM143 215L141 216V217H143ZM146 215H148V214H146ZM146 215H144V217L143 218H145V216ZM151 215V214H150ZM149 215V216H150ZM183 215V214H182ZM93 216H95V215H93ZM105 216V217H106ZM152 216V215H151ZM151 216H150V219H154V218H151ZM158 216H159V214H158ZM12 217V216H11ZM10 217V218H11ZM20 217V216H19ZM84 217V216H83ZM100 217V216H99ZM129 217V216H128ZM127 217V218H128ZM147 217V216H146ZM152 217H154V216H152ZM156 217H157V215H156ZM97 218V217H96ZM109 218V217H108ZM107 218V219H108ZM158 218V217H157ZM16 218L15 217H12L11 219H10V221L8 222V221H6V222H8V225L9 226H12V230H14L15 228V226L17 225V224H20V223H17L16 225H15V220ZM24 219V218H23ZM94 219H95V217H94ZM110 219V218H109ZM121 219V218H120ZM119 219V220H120ZM126 219V218H125ZM141 219V218H140ZM180 219V218H179ZM181 219H182V217H181ZM18 220V219H17ZM83 220V219H82ZM96 220V219H95ZM99 220V219H98ZM123 220V219H122ZM129 220H131V219H129ZM143 220V219H142ZM145 220V219H144ZM146 220H148V218L146 219ZM84 221V220H83ZM107 221H109V220H107ZM134 221V220H133ZM150 221V220H149ZM152 221V220H151ZM183 220H181V222H182ZM4 222V221H3ZM16 222H19V221H16ZM21 222V221H20ZM119 222H123V221H119ZM146 222V221H145ZM185 222V221H184ZM5 223V222H4ZM3 223V224H4ZM23 223V222H22ZM25 223H26V221H25ZM84 223V222H83ZM124 224H123V226H125L127 229L126 230H130L129 231V233H132L133 234V232H135L136 230L139 232L140 230V228L139 229H135V227H137V224H136V226H135V224L134 223H136L135 221L133 222V223H130V225H128V223H125V222H123ZM28 224V223H27ZM140 224H138V225H140ZM142 224H143V222H142ZM182 224H183V222H182ZM182 224H180V225H182ZM7 225V224H6ZM22 225V224H21ZM119 225H120V223H119ZM115 226V225H114ZM117 226V225H116ZM115 226V227H116ZM122 225L120 226V227H123ZM135 226V227H134ZM140 226H142V225H140ZM140 226H138V227H140ZM124 227V228H125ZM143 227H144V225H143ZM176 226H174V228H175ZM6 228H8V227H6ZM17 228V227H16ZM22 229H23V227H21ZM25 228V227H24ZM129 228V229H128ZM144 228H146V227H144ZM144 228H141L142 229V231H143V229ZM5 229V228H4ZM115 229V228H114ZM121 229V228H120ZM147 229V228H146ZM150 229V228H149ZM10 230H11V228H10ZM11 230V231H12ZM18 230V229H17ZM119 230V229H118ZM126 230L124 231L123 229H122V231H124V233L126 232ZM155 230V229H154ZM166 230H167V228H166ZM241 229L239 228V231H240ZM1 231H3V230H1ZM9 231V230H8ZM7 231V232H8ZM94 231H96V230H94ZM136 231V232H137ZM177 231H178V229H177ZM181 231H180V233H181ZM15 232V231H14ZM121 232V231H120ZM119 232V233H120ZM137 232V233H138ZM144 232H146V231H144ZM165 232V231H164ZM0 233H3V232H0ZM8 233H10V232H8ZM17 233V232H16ZM124 233H122V234H124ZM141 233H143V232H141ZM141 233H138V234H141ZM152 233H153V231H152ZM151 233V234H152ZM252 233V234H251ZM112 234V233H111ZM111 234H110V237H111ZM115 234V233H114ZM122 234H120V236H122ZM145 234V233H144ZM150 234V235H151ZM155 234V233H154ZM153 234V235H154ZM156 234H158V233H156ZM155 234V235H156ZM4 235V234H3ZM48 235V234H47ZM117 235H118V233H117ZM131 235V234H130ZM135 235L137 236V234L135 233ZM149 235V236H150ZM152 235V236H153ZM163 235V234H162ZM164 235H166V234H164ZM170 235V234H169ZM237 235V234H236ZM0 236H1V234H0ZM9 236V235H8ZM119 236V237H120ZM132 236H134V235H132ZM147 236V235H146ZM160 236V235H159ZM167 236V235H166ZM173 236H175V235H172V237ZM178 236H180V238L183 240L182 242H181V240L179 241L178 240ZM240 236H243V235H239V237H237V238H240ZM2 237V236H1ZM114 237V236H113ZM128 237H130V236H128ZM139 237V236H138ZM138 237H137V239L136 240H138L139 241V239H138ZM151 237V236H150ZM160 237H162V236H160ZM219 237H220V241H219ZM222 237V238H221ZM248 237V238H249ZM7 238V237H6ZM56 238V237H55ZM106 238H109V237H106ZM136 238V237H135ZM141 240H142V243H144L145 241H146V243H144V244H146L147 245V242H148V237L146 238L145 236H142V235H140V237H139ZM223 238H225V239H223ZM242 238V237H241ZM247 238V237H246ZM2 239V238H1ZM44 239H46V238H44ZM105 239V238H104ZM132 239V238H131ZM134 239V238H133ZM157 239H158V237H157ZM160 239V238H159ZM158 239V240H159ZM162 239V238H161ZM161 239L159 240V241H161ZM165 239V238H164ZM135 240V239H134ZM156 240V239H155ZM167 242H168V239H165ZM164 240V241H165ZM235 241H236V239H234ZM244 240H245V237H244ZM248 240V239H247ZM53 241H54V239H53ZM144 241V242H143ZM153 241V240H152ZM172 241V242H171ZM221 241H222V244H221ZM115 242V241H114ZM130 242V241H129ZM129 242L126 244L127 245V247L126 248H128V246H129ZM131 242H132V240H131ZM176 242V243H175ZM234 242V241H233ZM237 242V241H236ZM46 243V242H45ZM55 243V242H54ZM151 243V242H150ZM164 243V242H163ZM228 243V242H227ZM239 243V242H238ZM141 244V243H140ZM224 245V246H221V245ZM236 244V243H235ZM122 244H120V246H121ZM125 245V246H126ZM132 245V244H131ZM130 245V246H131ZM146 245L144 246V247H146ZM13 246V245H12ZM15 246V245H14ZM19 246V245H18ZM47 246H49V245H47ZM54 246V245H53ZM52 246V247H53ZM56 246V245H55ZM58 246V245H57ZM119 246V245H118ZM134 246V245H133ZM226 246V247H225ZM236 246H237V244H236ZM235 246V247H236ZM142 247V246H141ZM158 247H160V248H158ZM170 247V248H171ZM125 248V247H124ZM126 248H125V250H126ZM262 248V249H261ZM18 249H19V247H18ZM119 249V248H118ZM129 249H130V247H129ZM138 249V248H137ZM145 249V248H144ZM153 249V250H154ZM159 249V250H158ZM15 250V249H14ZM13 250V251H14ZM54 250V249H53ZM57 250V249H56ZM56 250L54 251L55 252V256H56ZM120 250V249H119ZM118 250V251H119ZM131 250H132V248H131ZM148 250V249H147ZM172 250L174 251V252H172ZM234 250V251H233ZM239 250V249H238ZM238 250H236V251H238ZM23 251V250H22ZM122 251V250H121ZM134 251V250H133ZM132 251V252H133ZM138 251H139V249H138ZM152 251V250H151ZM150 251V252H151ZM166 251V250H165ZM164 251V252H165ZM179 251V252H178ZM12 252V251H11ZM10 252V253H11ZM16 252H18V250H16ZM21 252V251H20ZM128 252V251H127ZM131 252V251H130ZM145 252V251H144ZM157 252H155V253H157ZM13 253H15V252H13ZM22 253V252H21ZM140 253H142V252H140ZM175 254V256L174 255H172V254ZM237 254L239 253V251L238 252H236ZM52 254V253H51ZM50 254V255H51ZM58 254H59V251H58ZM57 254V255H58ZM61 254V253H60ZM116 254H117V251H116ZM124 254H127V253H124L123 252V255ZM129 254V253H128ZM137 254V253H136ZM166 254V252L164 253V255ZM11 255V254H10ZM19 255V254H18ZM130 255H132L131 253H130ZM134 255V254H133ZM259 255V254H258ZM43 256V255H42ZM45 256V255H44ZM43 256V257H44ZM54 256V255H53ZM58 256H60V255H58ZM231 256V257H230ZM260 256H261V254H260ZM260 256H258V257H260ZM42 257V258H43ZM125 257V256H124ZM131 257V256H130ZM138 257V256H137ZM144 257V256H143ZM239 257V256H238ZM49 258V257H48ZM129 258V257H128ZM136 258V257H135ZM145 258V257H144ZM233 258V257H232ZM231 258V259H232ZM240 258V257H239ZM130 259V258H129ZM128 259V260H129ZM137 259V258H136ZM142 259V258H141ZM126 260V259H125ZM131 260V259H130ZM235 260V259H234ZM255 260H257V259H255ZM259 260V259H258ZM262 260V259H261ZM132 261V260H131ZM130 261V262H131ZM135 261V260H134ZM138 261H139V259H138ZM141 261V260H140ZM139 261V262H140ZM233 261V260H232ZM236 261V260H235ZM235 261L233 262V264L235 263ZM263 261V260H262ZM145 261H143V263H144ZM238 262V261H237ZM127 263V262H126ZM134 263V262H133ZM146 263H148V262H146ZM211 263V262H210ZM261 263V262H260ZM102 264V263H101ZM108 264V263H107ZM128 264H130L129 262H128ZM137 264H141V263H137Z\"/></svg>", "mask_w": 264, "mask_h": 264}]
</instances>
